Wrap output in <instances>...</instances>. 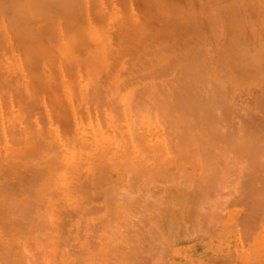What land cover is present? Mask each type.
<instances>
[{"label": "rangeland", "instance_id": "1", "mask_svg": "<svg viewBox=\"0 0 264 264\" xmlns=\"http://www.w3.org/2000/svg\"><path fill=\"white\" fill-rule=\"evenodd\" d=\"M17 1H19V0H17ZM17 1L16 0H14V1H8V0H0V116H2L4 119L3 120H5V121H7L8 120V125H6V123H5V127L3 126L4 124H3V122H2V124H1V122H0V124L2 125V127L5 129L4 131H2L3 130V128L2 129H0V152H6L5 154H2L1 155V157H0V169H4V171L6 170V167L5 166H7V168L8 169H11V171L10 170H6L5 172H11V173H9L10 175H8V173H4L5 175H8V176H10V177H7L6 176V178H5V176H4V174L2 175V173L1 172H4V171H1L0 170V187L3 185L4 186V184H2V183H5V186H7L6 188H3L2 190H1V188H0V191H2V192H6L7 193V191H9L10 190V192L12 191L13 192V190H16L14 193H13V195L11 196V193L10 192H8V193H10V194H8V196H3V195H5L4 193L3 194H1V192H0V202L2 201V204L3 205H5L4 204V199L5 198H17L16 197V192H17V190L19 191V189H23V187H24V189H25V191L26 192H24V190H23V194L21 193V192H19L18 194L20 195H17L18 197H21V198H19V199H22V200H24L23 198L24 197H29L28 195V193H30L31 192V194H33V195H31V196H33V197H30V198H34V196H36V194H37V192H38V189H39V183L40 182H37L36 183V181H40L41 179L39 178V177H36L37 175L36 174H38L39 172L41 173H43L42 175V177H44V174H45V176H46V174L48 173V175H47V181H46V185L47 184H49L50 186H51V189H53V191H55L54 189H57L61 184H60V182L61 183H63L64 184V186H62L61 185V188L59 187V189H61L62 191H63V193H64V197L63 196H60V197H53V199H50V202H48V205H45V208H46V210L48 211V213L47 214H49V217H50V219H51V223H49V225H51L50 227H48L47 226V228H49V229H45V230H43V229H41V230H43V234L41 233V234H39V232H42V231H40V229L39 230H33V235L31 236H29V232H30V229H28V227H27V229H28V234L27 233H25L26 231H27V229H24V228H26V224L25 225H23V223H21L23 226H21V224L20 225H16L13 221L14 220H18V219H14V220H12V219H10V218H12V213H7L6 211H8V207L5 205V206H3V207H5L4 209H6L5 211H4V209L2 208V205L0 204V208H2V210L3 211H1L2 213H0V215L1 214H4L5 212V214H8V216L10 215V217H4V220H0V222H1V224H0V247L1 246H4L5 244L7 245V244H9L8 246H7V248H8V252H7V258L5 257L4 258V252H5V250L7 249L6 247H4V249L2 248V251L3 252H0V253H2V254H0V259H1V261H0V264H41V263H43V264H50V263H52V264H77L78 263V261H83V260H85V261H83V263L85 264V262H86V264H108L110 261H112L113 260V258L115 259V258H117L116 256H118L119 258L121 257L120 255H122V257L124 258V256H128V255H131V253H132V259H129L128 257H126V258H128L127 260H126V258H124L126 261V263L123 261V258L121 257L120 259H119V261H122V263L121 262H119L118 260V262L117 261H115V260H113L114 262H116L115 264H127L130 260L133 262V258H134V256H136V252H134L135 250H136V248H135V246H137L138 248H137V250H141V252H139V255H143V256H136V257H138V258H136L137 260H139L138 262H136V261H134V262H136L135 264H141V263H143V264H145L146 262V264H155V262H158V264H165V263H168V264H174V262L175 261H177L176 263L178 264L179 262L181 263V264H264V188H260V187H262V186H264V184H262L261 185V182H262V179H263V181H264V149H261V148H264V61H263V58H264V56L262 57V55L263 54H261V50L263 51V49H264V35H263V33H264V30L262 31V29L259 31V29L260 28H262L263 26H264V24H263V17H261V14H262V12H264V9L261 7V3H262V5L264 6V0H263V2H260L259 3V1H257V0H254V2H258L257 4H260L259 5V7H257V5H256V3L255 4H251V0H247L248 2H245L246 0H158L162 5V7L160 6V8H162V9H160V10H164L166 13V15L165 14H163L164 13V11H159L156 7H154L153 6V1L155 2V0H152V2L150 3L151 4V7H149V8H147L148 6H150L149 4H147V6H146V4L142 1V0H140L139 2L141 3V1L143 2V5H142V7H145L146 6V8H143V10L141 9V11H140V13H139V9H140V3H138L136 6H134V4H136V2L134 3V2H132V0H104V2L101 4L100 2H101V0H87V2H88V4L91 6V7H93L94 9H95V11H94V15H93V17H92V19H93V21L95 22V21H98L99 22V20H100V13L99 12H102L104 15L103 16H105V18L104 19H106L107 20V23L109 22L111 25H110V27H112L113 29V32L111 33L112 35H113V40L115 41H111V42H109L110 43V46H108L109 48H107V49H104V50H95V49H93V44L91 43L90 44V42H89V35H91V33H90V30L91 29H94V26L93 25H95V24H92L93 22H91L90 20H89V18H88V16H87V6H86V3H84V0H69V8H68V6H67V9L66 8H62V5L63 4H65L66 5V3H64V2H66L67 0H38L39 2H37V0H31V3H30V0H22L23 2V4L25 5V7H33V11H31L32 13H34L36 16L38 15V17H36L34 14H32V15H34L36 18H34V20L35 19H37V18H39V19H37V21L35 20V21H33V17H32V15H31V19L30 18H28V21H26V20H24V19H26L25 17H26V15H24V19L22 18L23 16H21L20 14L18 15V14H16V15H18V17L15 15L14 16V18L11 16V14L13 13V10L15 9V7L17 6V9H18V5H20V7L22 6L21 4V0L19 1L20 2V4H19V2H18V5L16 4L17 3ZM62 1H64L63 3H61ZM122 1V2H121ZM134 1V0H133ZM147 2H149L148 0H146ZM3 4H2V3ZM9 2L11 3V5L9 4ZM16 2V3H15ZM56 3V5H55V7L53 6V5H51V3ZM68 2V1H67ZM71 2V3H70ZM121 2V3H120ZM165 2V3H164ZM243 2V4H241V6H240V3H242ZM253 2V1H252ZM12 3H15L16 4V6H13L14 4H12ZM39 3V4H38ZM47 3V4H46ZM50 3V5H48ZM52 3V4H53ZM61 3V4H60ZM72 3H74V4H72ZM82 3V4H81ZM133 5H132V4ZM250 3V5H248ZM36 4V5H35ZM38 4V5H37ZM42 4V5H41ZM72 4V5H71ZM144 4H145V6H144ZM173 4V5H172ZM191 4V5H190ZM44 5V6H43ZM63 6V7H66V6ZM98 5V6H97ZM185 7H183V6ZM234 5L235 6H237V5H239L240 6V8H239V6H237V8L235 7L234 8ZM244 5V6H243ZM247 5V6H246ZM254 5H256V6H254ZM70 6H71V8H70ZM72 6H75V8L74 7H72ZM77 6V7H76ZM83 6V7H82ZM124 6V7H123ZM138 6H140V7H138ZM182 6V7H181ZM189 6H191L190 7V10H189ZM193 6V7H192ZM243 6V7H242ZM250 6H252L253 8H254V10L256 9V7H257V9L256 10H258L260 7L262 8L259 12L258 11H253L252 10V7H250ZM14 7V8H13ZM20 7H19V9H20ZM31 7V8H32ZM37 7V8H36ZM39 7V8H38ZM96 7H98V8H96ZM141 7V8H142ZM179 7L181 8V9H179ZM242 7V8H241ZM250 7V8H249ZM5 8H8V10L7 9H5ZM13 8V9H12ZM24 8V6L23 7H21V10ZM50 8V9H49ZM83 8V9H82ZM133 8V9H132ZM137 8H139L138 10H137ZM168 8H170V9H168ZM246 8H248V9H246ZM16 9V10H17ZM18 9V10H19ZM27 9H30V8H26L25 10H27ZM36 9V10H35ZM47 9H49V10H47ZM68 9H69V11H68ZM71 9H72V11H71ZM113 9L114 10H116V9H118V10H120V11H122V12H126V14H125V17L124 18H122L120 21L118 20V22H119V24H117V25H122V24H120V23H123V21H124V23H123V25H130L128 22H129V20L131 21V23H133V24H131V26L133 27L134 26V24L136 23V21H137V23H138V25L139 26H142L143 27V29H141V30H139V32H136V28L134 29V30H130V29H128L129 27H126V26H121V27H119V28H117L116 26V24H115V21L113 20V23H112V21L111 20H109L108 18H109V15L108 14H110V11L112 12L113 11ZM186 9V10H185ZM188 9V10H187ZM242 9V10H241ZM10 10L12 11V12H10ZM17 10V11H18ZM24 10V12H26ZM31 10V9H30ZM44 10V11H43ZM46 10V11H45ZM73 10L76 12L75 14H74V12H73ZM80 10V11H79ZM101 10V11H100ZM133 10V11H132ZM137 11V12H135V11ZM153 10H157V12H152ZM180 10V11H179ZM182 10V11H181ZM248 10H250V11H248ZM5 11H9V12H5ZM36 11V12H35ZM70 11H71V14H70ZM77 11H79V12H77ZM81 11H82V13H81ZM99 11V12H98ZM152 13H151V12ZM21 12V11H20ZM20 12H16V13H20ZM46 13V14H48V16H50V18H52V19H50V18H48V19H50V22L48 21V19H46L47 21H48V23L46 22V21H44L45 20V15H43L44 13ZM84 12V13H83ZM128 12V13H127ZM132 13L131 15H127V14H129V13ZM163 12V13H162ZM181 12H182V15H181ZM187 12V13H186ZM11 13V14H10ZM37 13V14H36ZM40 13H42V14H40ZM56 13V14H55ZM79 13V14H78ZM135 15H134V14ZM149 13H151L150 15H149ZM156 14V15H154V14ZM159 13V14H158ZM233 13V14H232ZM8 14H10V15H8ZM14 14V13H13ZM12 14V15H13ZM51 14V15H50ZM82 14V15H81ZM83 14H84V16H83ZM153 14V15H152ZM227 15L226 17H224V15ZM234 15L233 16V19H235L234 17H237L238 16V14H240L241 16V18L239 19V22H240V20L242 19V20H244V21H241L240 22V27L238 26V24H237V26H238V28H239V31H238V29H237V31L238 32H236V26L234 27V21L236 20H234L232 23L234 24V25H232L231 27L230 26H228L229 25V22H231L232 21V18L231 17H229V15ZM235 14H237V16H235ZM7 15V16H6ZM23 15V14H22ZM55 15V16H54ZM64 15H65V17H64ZM80 15V16H79ZM152 15V16H151ZM162 16V18H161V16ZM231 15V16H232ZM264 15V14H263ZM21 16V17H20ZM30 15H27V17H29ZM54 16V17H53ZM95 16V17H94ZM96 16H98V17H96ZM107 16V17H106ZM137 16V17H136ZM139 16H141V18L139 17ZM154 16V17H153ZM164 16V17H163ZM165 16L166 17H168V19L167 18H165ZM172 16V17H171ZM182 16H184V17H186V18H184V17H181ZM258 16V17H257ZM259 16H260V19H262V22H260L261 20L259 19ZM11 17V18H10ZM19 17H20V19H19ZM41 17V18H40ZM42 17H45V18H42ZM82 17V18H81ZM126 17H127V19H128V21H127V19H126ZM239 17V16H238ZM243 17H244V19H243ZM8 18H10L9 20L10 21H12V19H14L13 20V23H14V25L11 23V25H13V26H17V27H15V28H18V27H20V29L18 28L17 30H20L21 31V34H20V31L18 32L14 27V30H13V28H12V26L10 25V23H8L7 21H8ZM18 18V19H17ZM54 18V19H53ZM88 18V19H87ZM139 18V19H138ZM149 18H151L150 20H149ZM154 18L156 19V20H154ZM158 18V19H157ZM160 18H161V20H160ZM218 18H221V19H219V21H218ZM223 18H225V20H222ZM226 18H231V21H230V19L228 20L227 19V21L228 22H226V23H222V21L224 22V21H226ZM18 21H17V20ZM41 19V20H40ZM164 19H165V21H164ZM181 19V20H180ZM190 19H193L192 20V23H193V21H195L194 19H196V21H197V23H195L196 25L197 24H199V28H198V25L196 26L194 23H193V25L194 26H196L195 28H197V29H199L198 31H200V32H198L197 31V29H196V32H197V34L198 35H196V32L195 33H193V35H192V33H191V31L192 30H189L190 28H192V27H194V26H192V25H187L188 23L187 22H189L190 21ZM213 19H215V22L217 23L218 22V25H216L215 24V22H214V20ZM238 19V18H237ZM258 19V20H257ZM29 20H31L30 22H29ZM51 20H53V22H51ZM189 20V21H188ZM213 20V22H214V25H216V26H218L219 27V22L221 21V27H222V29H221V31L223 32V31H225L226 33L224 34V32L222 33L221 31H220V33L217 31V29L218 28H216L214 25L212 26L211 24H213V22H211ZM9 21V22H10ZM21 23H24V24H27V23H29V27H26L24 24V26H22V25H20V26H18L17 24H15V22L16 23H18V24H21ZM68 21V23L66 24V22ZM105 21V20H104ZM142 21V22H141ZM171 21H172V23H171ZM195 21V22H196ZM259 21V22H258ZM89 22V23H88ZM91 22V23H90ZM103 22V21H102ZM117 22V21H116ZM128 24H127V23ZM243 22V23H242ZM8 23V24H7ZM32 23V24H31ZM46 23H47V25H46ZM51 23H53V25L51 24ZM63 23V24H62ZM108 23V24H109ZM179 23H182V24H179ZM228 23V25H226ZM231 23V24H232ZM256 23V24H255ZM261 23V24H260ZM105 24H106V22H105ZM155 24V25H154ZM189 24H190V22H189ZM263 24V25H262ZM42 25H44V26H42ZM71 25V26H70ZM145 25V26H144ZM147 25V26H146ZM185 25V26H184ZM225 25L226 27H223V26ZM259 25H262L259 29L257 28ZM52 27V28H50V27ZM61 26H63L62 28H63V31H65V33H66V36L67 35H69V36H67L66 37V39L68 40V38L70 37V40L71 41H69V43H70V45L68 46L67 45V47L66 48H69L70 47V50L71 49H73L72 51H71V56H69L70 54L68 53V52H70V51H67V53L65 52V55H62V53L61 52H59L58 51V49L59 50H61L60 48H61V46L59 45V44H57V42L59 43V41H57V40H55V41H57V42H54L53 44L54 45H52V43L50 42H48V39H47V35L49 36V32H50V34L51 35H55V37L58 35L59 36V38H58V40L60 39V32H58L57 30L61 27ZM73 26V27H72ZM91 26H93V27H91ZM181 26H183V27H186V26H188V30L189 31H187V29L186 28H183V27H181ZM192 26V27H191ZM251 26H253V27H251ZM21 27L22 28H24V27H26L27 28V30H26V36H25V33L23 32V30L24 29H22L21 30ZM36 27H37V29H36ZM40 27V28H39ZM42 27H44V28H42ZM47 27V28H46ZM55 27V28H54ZM67 29H66V28ZM126 27V32H125V28ZM150 27V28H149ZM190 27V28H189ZM215 27V29L214 30H212V28H214ZM227 27H228V29H227ZM230 27V28H229ZM243 27L245 28L244 30H245V32H242V31H244L243 30ZM253 29L254 27V29H256V30H252V32L250 31L251 30V28ZM29 28V29H28ZM35 28V29H34ZM69 28L72 30V31H70L69 30ZM107 28V27H106ZM164 28V29H163ZM41 29V30H40ZM52 29V30H51ZM56 29V30H55ZM119 29V30H118ZM124 29V30H123ZM148 29V30H147ZM194 29V28H193ZM231 29H234L233 31H235V33H239L240 31L242 32H240L239 34H238V36H240V35H242L243 37L241 38V37H237L238 39H239V41L240 42H238V39L236 38V35H235V39H237V41H235V39L234 38H230L229 36H228V34H229V32H230V34L229 35H231V37H234V36H232V32L233 31H231ZM242 29V30H241ZM250 29V30H249ZM46 30H49V31H46ZM53 30H54V32L56 31L57 33H54L53 32ZM66 30H69V31H66ZM105 32H104V31ZM102 30V32H104V33H100V35H103V37H106V39H108V34L109 33H107V29H103ZM109 30H110V28H109ZM130 30V31H129ZM155 30V31H154ZM164 30V31H163ZM167 32H166V31ZM250 32H249V31ZM17 31V32H16ZM36 31V32H35ZM38 31V32H37ZM40 31H42V33L40 32ZM45 31V32H44ZM75 31V32H74ZM115 31V32H114ZM117 31V32H116ZM142 31H144V32H142ZM147 31V32H146ZM195 31V30H194ZM214 31H217L216 33L219 35H216V34H212V32H214ZM246 31L248 32V33H246ZM253 31H255V32H253ZM257 31V32H256ZM262 31V32H261ZM28 32L30 33L31 32V36L30 35H27L28 34ZM71 32H74V33H71ZM120 32V33H119ZM193 32V31H192ZM15 33V34H14ZM46 33H48V34H46ZM54 33V34H53ZM119 33V34H118ZM133 33H134V35H133ZM143 33V34H142ZM157 33V34H156ZM223 35H222V34ZM228 33V34H227ZM246 35V36H244V34ZM20 34V35H19ZM24 34V35H23ZM42 34V35H41ZM57 34V35H56ZM64 34V33H63ZM72 34V35H71ZM118 35L120 38H118V36H116V35ZM165 34V35H164ZM195 34V35H194ZM222 36H221V35ZM227 34V35H226ZM233 34H234V32H233ZM36 36V37H35ZM75 36H77L76 37V39H75ZM149 36V37H148ZM196 38H195V37ZM199 36V38H197ZM118 39H117V38ZM165 37V38H164ZM228 37V38H227ZM43 38V39H42ZM57 38V37H56ZM79 39H81V41L82 42H80V40ZM116 39H117V41H116ZM159 39V40H158ZM225 39H227L226 41H223V40H225ZM230 39V40H229ZM234 39V41H232L233 43H230L229 41H231V40H233ZM242 39V40H241ZM191 41V42H189V41ZM79 41V42H78ZM188 41V43H187V45H186V43L185 42H187ZM10 42V43H9ZM73 42V43H72ZM221 42H223V43H221ZM227 42V43H226ZM234 42H235V44H234ZM24 43V44H23ZM76 43V44H75ZM80 43H81V46H80ZM107 43H108V40H107ZM183 43H185V45L183 44ZM228 44V43H230V44H228V45H230V47H232V49L233 48H236L235 50H238V52H239V49H240V52L242 53V51L244 50V52H243V54H239L238 52H236V51H233L234 53H232V52H229V51H231V50H229L228 51V49H230V47L228 46H226L225 44ZM112 44V45H111ZM115 46H114V45ZM117 44V45H116ZM181 44H183V45H181ZM192 44H194V45H196V46H198V50L196 49V46L194 47V49L195 50H197L198 52H196V57L195 56H193L194 54H192V56H191V54H190V57H189V53H193L194 51L192 50L193 48H191V46H193ZM238 44H239V46H238ZM32 45V46H31ZM56 45V46H55ZM83 45H86V47L85 46H83ZM224 45L226 46L225 48L227 49H225L224 48ZM25 46H27V47H25ZM38 46V47H37ZM114 46V47H113ZM181 46V47H180ZM237 46V47H236ZM241 46V47H240ZM8 47H9V49H8ZM81 47V48H80ZM85 47V48H87V49H89V53H91V54H93V56H94V58H96L97 57V54H98V57H99V59L98 60H100V61H98V60H96V59H93V60H91V59H89V61L90 62H88V64L87 65H89V66H86L84 63L82 64V62L84 61V58H86V55L88 54L87 52H88V50L86 51L85 50V48L83 49V48ZM238 47H239V49H238ZM261 47V48H260ZM21 48V49H20ZM31 48V49H30ZM190 48V50H192V52L190 51V52H188L189 50L188 49ZM241 48L243 49L242 51H241ZM5 51H4V50ZM35 49H38V50H35ZM79 49H81V50H79ZM181 49V50H180ZM6 50H7V52H6ZM15 50V51H14ZM17 50V51H16ZM23 50V51H22ZM25 50H27V51H25ZM68 50V49H67ZM79 50V51H78ZM107 50V51H106ZM228 52H226V51ZM83 51H85V52H83ZM105 51H106V54H104L105 53ZM158 51V52H157ZM246 51V52H245ZM34 52H36L35 53V55L33 54ZM73 52V53H72ZM114 52V53H113ZM187 52H188V55H187ZM223 52V53H222ZM235 52H236V54L238 53L239 55H242L243 57L244 56H246V58H248V56L249 55H247V53L249 54H252L251 56H252V58L255 56L256 58H254V60H255V62H256V59H257V62H256V64H258V66L260 67L259 69L260 70H258L259 72H257V74L258 75H256V76H250L249 74L253 71V69H254V71H255V67H258L256 64H254L253 62H252V60L250 59V57L251 56H249V59H248V61L249 60H251V63H253V67H252V65H251V63H250V67H252V68H246V69H248L247 71H245L246 69L245 68H242V65H244L242 62H243V60H242V62L241 61H239V57H237V59L235 60V61H238V63L237 62H235V61H233V58H236V57H233V56H239L238 54L237 55H235ZM5 53V54H4ZM7 53V54H6ZM60 53H61V56H60ZM102 53V54H101ZM198 53H199V55H198ZM219 53H221L220 55L222 56V54H223V58H221V59H224L225 58V56H226V53H227V55L228 54H230V55H228V56H226V60L225 61H228V62H230L231 64H232V62L233 63H235V65L233 64V65H229L228 64V69H229V73H232L231 71V69H232V67L234 66H236L237 67V69H238V67L240 68V69H242L241 71L242 72H240L239 73V71H240V69H239V71L237 72V73H239V75H236L237 73H234V71L236 72V70L234 69V71H233V73H232V75L230 74H227V73H225L223 76H222V74L224 73L221 69L219 70L218 69V67H219V65L220 66H222V63L224 62V61H222L217 55L219 54ZM261 55H260V54ZM263 53H264V51H263ZM33 54V55H32ZM38 54H40V55H38ZM117 56V57H115V55ZM233 54V55H232ZM5 55V56H4ZM9 55V56H8ZM54 55H56V56H54ZM68 55V56H67ZM80 55H81V58H80ZM114 55V56H113ZM219 55V56H220ZM43 56V57H42ZM66 56V57H65ZM83 56H85V57H83ZM110 57V59H108L109 57ZM217 56V58L218 59H220L221 61H219L217 58H216V60H218L219 62H215V64H217L218 66H215V64H214V58ZM220 56V57H221ZM10 57V58H9ZM26 57V58H25ZM62 57V58H61ZM65 57V58H64ZM88 57L89 58H93V57H90V54H88ZM181 57V58H180ZM189 57V60L188 59H185V58H188ZM24 58V59H23ZM43 58V59H42ZM61 58V59H60ZM75 58H78V59H75ZM114 58V59H113ZM117 60H116V59ZM125 58V59H124ZM136 58V59H135ZM137 58H138V60H137ZM230 58V59H229ZM245 57H244V61L246 60L247 61V59H246ZM27 59H28V61H27ZM32 59V60H31ZM82 59V60H81ZM88 59V58H87ZM193 59V60H192ZM197 59V60H196ZM198 59H199V61H201L203 64L201 65V66H203L204 68L206 67V69H204L203 67V71L202 70H200L199 68V70H200V73L202 74V76H201V78L202 77H204V74H207V71H208V76H206L205 78H207L206 80L207 81H204L205 80V78H204V80H203V82H204V85H207V83H209V87H211V88H207L208 89V92L206 91V89H205V91L206 92H204L205 94L206 93H209L210 94V89H211V93H212V95H213V90H214V93H218V94H220V93H222L223 91H221V89L219 88V86H222L221 88H222V90H225L226 91V93L225 94H222L223 96L224 95H226V97L224 98H221L222 97V95H217V96H215L216 97V99H217V101L219 102V104L218 103H216L217 105H215V104H213V103H211V104H213V105H211L210 103H208V106H211V107H208V106H204L203 105V107H205V110L208 112L209 111V108H212L211 109V114L214 116L215 115V117H216V114H213V113H215L216 111H225L226 110V108H227V110H229V112H230V114L228 113V111H227V114L226 113H224L225 115H228L229 114V116L232 114V119H231V117H229V116H223L224 114H222V112H220L219 111V113L218 112H216L217 113V115L219 114V115H221V117L218 115V119H219V117L221 118L220 120H222L221 121V126H223V127H221V128H225V126H224V124H225V122L226 121H224L223 122V118H222V116L224 117V120H228V118H230V120L232 121V123H231V126L234 124V122L235 123H238V124H241L240 125V127H241V129L243 130H238V134H240V136L237 138L238 140H240V141H238L237 139H236V136H233L235 139H236V141H235V139L232 141L233 143H232V145H235V143L234 142H236L237 144H238V142L240 143V144H238V146L239 145H242L243 144V142H244V146L245 147H247V146H249V148L251 147V146H254L255 148H256V143H258V146H257V148L258 147H260V146H262V147H260V148H258V151L257 152H254L253 154L252 153H249V152H247V153H249V155L248 154H246L245 152H243V151H241V152H239V147L237 146V148L238 149H234V147L232 146V148L230 149H226V147H228V146H226L228 143H231L230 141L231 140H228V139H232V133H235V132H237V131H234V129H235V127L237 128H239V125L237 126L236 124H234L235 125V127H234V125L231 127L232 129H233V131L234 132H231L232 131V129H230V131L228 132V129H229V127H226L225 129H223L224 130V132L222 131V129H221V132H222V134H220L221 132H219L218 134H220V137H221V135H222V137H221V139H223V141L225 140L224 138H227V134H229L230 132H231V134H230V136H231V138H227L226 140L227 141H229L225 146H223V144H225V143H223L222 144V142L223 141H221L220 140V137H219V139H217L218 137V134H217V136H216V138H215V140H218V141H214L213 143H217L218 142V144H216L217 146L220 144V145H222L221 146V148H223V149H219V146H218V148H217V146H213V145H215V144H213L212 145V147L214 148V149H216V151L217 152H214V153H212V157H211V159L209 160V161H207L206 162V164L207 165H205V163H203L202 164V167L200 166L199 167V170H198V166L196 167V166H194V164L195 165H198V163H191V162H189L188 161V163H186L187 161L184 159V160H182V157H181V155L178 153V151L177 150H175L174 148H173V146H171V142H170V140L168 139H166L167 140V142H166V140L165 141H163L162 143H161V146L163 145H165L166 146V148H165V146L163 147V150H165V152L168 154V156H167V154L166 153H164V151H163V153H162V155L164 154V156H162L164 159H167L168 161H170L172 164L174 163V161L176 160V158L175 157H179L180 159H181V161H183L182 163V166H181V168L183 169H180L181 170V172L183 171L184 172V174H186V179L189 177V176H193V178H196V177H203L204 175H207V174H209V173H213V174H215V176H216V174L218 175V176H216L217 177V179H216V182H218V180H219V177H220V179L222 178H225V181H224V179L223 180H221V181H224V182H222L223 183V185H222V183L221 182H218V183H220L221 185H215V181H214V188H216V189H214V188H210L211 190H212V192L211 193H213V195L214 196H212V194H211V196L209 195V191H206L205 192V190L207 189L206 188V185L208 186V183H205L204 185H203V187H205V188H201V191L199 190V192H202L203 190V192H205V193H201V194H203V195H201V196H203V197H201V201H203L204 202V200H202L203 198H205V194H206V197L208 196V198H206L207 199V202H208V200L210 201V204H209V202H208V205H206L208 208H205V209H203V208H200V207H205V203H206V200H205V202L202 204V206L200 205H198L199 206V208L201 209H199L198 208V210H199V212H200V214L202 215V217L203 218H206L205 219V221H206V225L205 224H203V220H202V222H200L199 220L202 218H194L193 217V220H196L197 222H198V224H199V227H197L198 226V224L196 223V221L193 223V220H192V218H191V220L189 221V219H187V222H188V224H190L191 225V223H192V225L194 226L195 225V227L196 228H192L191 226H190V228L187 226V225H185V223H183L182 225H183V228H181V227H178L179 226V223H182V222H184L185 220H183L182 221V219H181V217H177L178 216V214L176 215L174 212V210L173 209H171V212H170V208L171 207H173L174 206V203H175V205L177 204V202H179L178 201V199H176V196L178 195L177 193L179 192V190H180V188H179V186L181 187V185H177V182H176V186H174L175 185V183H174V181H173V183L170 181V179L172 178V177H170V176H167V175H171V176H173V178H174V180L175 181H181V179H182V177H181V179H180V177L179 178H177L178 177V175H179V173H181L180 172V170H179V166L181 165V163L179 164V162H181V161H179V162H177L176 163V161H175V163L172 165V164H170V162H169V164L166 166L169 170L167 171V173H165V174H167V175H165L164 174V172H161V173H159L160 174V177H163V176H161L162 175V173H163V175H164V178H168V179H163L162 180V178H160L158 175H156V176H158V178H160L159 179V181H166V180H168L169 182H171L170 183V185L171 186H173V187H171L170 188V186H167V184H166V182H163L162 183V181H161V184H158L157 183V181L155 180L156 178L154 177L153 179L155 180H151L149 183L151 184L150 186H147V188H146V190L144 189V188H141V189H139V191H138V193L136 194V192H137V190H136V192L135 191H133V189H132V193L133 192H135V193H133V194H136V195H133L130 191H131V189H130V187H132V185L131 184H134V183H132L131 182V180L129 181V183H128V185H131V186H128L127 185V187H126V182L127 181H124L123 182V180H125V178H126V180L127 179H129V178H131V177H133L134 176V174H136V173H133L132 171H130V169L132 168H135V160H133V159H141L142 160V158H143V160L145 161L146 159H149L150 158V155H147V154H142L141 155V157H138L139 155L136 153V152H132L133 150V148H131L128 144H125L127 141V143H129L130 144V141L129 140H127V139H129L128 137H127V135L129 134V132H127L128 134H125L126 133V131H128V126H132L129 122H133V121H130L131 119L133 120H135L136 121V119L138 118V117H136V115H135V113L133 112V113H130V112H128V109L130 108V111L132 110V111H134L132 108H131V106L130 107H128V104L130 103V100L128 101V102H126V98H127V100H128V97L129 96H131V97H129L130 99L132 98V96L134 95H138L140 92V90L142 91V89H144V88H148V90L149 89H151L152 87H149V82H151L152 83V86L154 87L155 85H153L154 84V81H155V78H156V80H158V81H156V82H161L160 84L162 85V83H164L165 81H167V83L169 84H166V85H168V86H170V84L172 85V83H173V81L172 82H168L169 80L168 79H170L172 76L174 77V75L176 74V76L174 77L175 78V80H176V77H177V79L179 80V77H178V75L180 76V74H178L179 72V69L181 68V66H187L188 67V71L190 72V73H192V74H198L199 75V73H197V72H199L198 71V69H196L197 67H196V64L195 63H200L201 64V62H198ZM241 59H242V57H241ZM240 59V60H241ZM4 60V61H3ZM5 60H7V61H5ZM21 60V61H20ZM56 60V61H55ZM59 60V61H58ZM68 61V64L69 65H72V66H74V62L76 61L78 64H76L75 63V66H78L76 69H75V66H74V69H73V67L72 66H66L67 65V61ZM80 60H81V62H80ZM94 60L97 62L96 64L94 63ZM103 60H105V61H107V62H103ZM134 60H135V62H134ZM179 60L181 61V62H179ZM190 60H192L193 62H195V63H193V62H191ZM231 60H232V62H231ZM2 61H3V63H2ZM21 63H20V62ZM63 61V62H62ZM69 61L72 63H69ZM114 61V62H113ZM138 61H140V66H139V62ZM174 61V62H173ZM188 61V63H186V62ZM245 61V62H246ZM19 62V63H18ZM25 62V63H24ZM37 62V63H36ZM43 62V63H42ZM85 62H86V60H85ZM86 62V63H87ZM138 62V63H137ZM190 62L191 63H193V64H195V66L194 67H191L192 66V64H190ZM242 63L241 64V67L239 66V63ZM244 62V63H245ZM250 62V61H249ZM16 63H18V64H16ZM33 63V64H32ZM65 63V64H64ZM94 64V66H96L100 71L99 72H103L102 74H104V77L102 76V74H101V76H102V79H101V77H100V73H96L97 71H98V69L96 70V67L95 68H93L94 66H92V65H90V64ZM99 63V65H97ZM101 63V64H100ZM118 63V64H117ZM143 63V64H142ZM226 62H224L223 64H225ZM246 63H248V62H246ZM106 64H109V69H107L108 70V72H106L107 70H105L106 68H107V66L108 65H106ZM124 64V65H123ZM187 64V65H186ZM213 64H214V72H213ZM238 64V65H237ZM17 65H18V67H17ZM63 65V67L61 68V66ZM84 67H83V66ZM106 66V67H103V66ZM117 67H116V66ZM123 65V66H122ZM199 65V64H198ZM197 65V66H198ZM226 65H227V63H226ZM225 65V66H226ZM20 66V67H19ZM81 66H82V68H85L84 70L83 69H81ZM86 66V67H85ZM245 67H246V64L244 65ZM247 66H249V64L247 65ZM68 67H71V68H68ZM102 67V68H101ZM115 69H114V68ZM121 69H120V68ZM138 67H140V68H138ZM196 67V68H195ZM210 67H212V69L210 68ZM224 67V66H223ZM227 67V66H226ZM235 67V68H236ZM82 70H80V69ZM92 68V69H91ZM104 68V69H103ZM193 68H195L197 71L195 72L194 70L195 69H193ZM207 68H209L208 70H207ZM87 69H91V72H89V73H91L90 75H89V73H88V71H90V70H87ZM94 69V70H93ZM123 69V70H122ZM170 71H169V70ZM190 69H193V70H190ZM216 69H218V73H216L215 71H216ZM227 68H226V70H228ZM244 69V70H243ZM250 69H252V70H250ZM61 70V71H60ZM72 70V71H71ZM85 70H87V72L85 71ZM105 70V71H104ZM111 72H110V71ZM117 72H116V71ZM119 70H120V72L121 73H119L118 74V72H119ZM165 70V71H164ZM212 72H211V71ZM225 70V67H224V71H226ZM250 70V72L248 73V75H246V73L248 72ZM94 71V72H93ZM96 71V72H95ZM156 71H160V73H159V75L157 76V72ZM192 71V72H191ZM206 71V72H205ZM223 72L222 74H221V72ZM243 71H245L244 73H243ZM252 72L251 73V75H253L255 72ZM257 71V70H256ZM4 72V73H3ZM86 72V73H85ZM105 72V73H104ZM113 72V73H112ZM164 72V73H163ZM172 72V73H171ZM188 72V73H189ZM194 72V73H193ZM227 72V71H226ZM72 73V74H71ZM82 73V74H81ZM98 75L99 74V76H97L98 78L96 79V74ZM149 73H151L152 75L150 76V78H149ZM156 73V74H155ZM167 73L169 74L168 76H167ZM189 73V74H190ZM212 73H215V74H213L212 75ZM221 74V76L224 78H220L219 76H218V74ZM241 73H243V74H245L246 76H248V78H246L245 76H243L244 78H246V79H244L243 77H242V75H241ZM9 74V75H8ZM61 74H62V76H61ZM88 74V75H87ZM108 74V75H107ZM121 74H123V75H121ZM165 74V75H164ZM192 74H190V75H192ZM235 74V75H234ZM256 74V73H255ZM254 74V75H255ZM17 77H16V76ZM87 75V76H86ZM95 75V76H94ZM107 75V76H106ZM130 75V76H129ZM156 75V76H155ZM210 75H212V76H210ZM215 75V76H214ZM73 76H75V77H73ZM91 76L92 78H89V77ZM121 76H123V77H121ZM153 76V77H152ZM162 76V77H161ZM164 76H166V78H164ZM195 76V75H194ZM211 78H210V77ZM219 78H218V77ZM226 76V77H225ZM234 76V77H233ZM241 76V77H240ZM19 77V78H18ZM86 77H87V79H86ZM127 77V78H126ZM130 77V78H129ZM160 77V78H159ZM216 77V78H215ZM238 77H240V78H238ZM18 78V79H17ZM43 78V79H42ZM72 78H74L73 80H71ZM94 78V79H93ZM103 78H106V79H103ZM123 78V79H122ZM148 78V79H147ZM154 78V79H153ZM162 78H164V79H162ZM187 78V77H186ZM185 78V79H186ZM200 78V77H199ZM210 78V79H209ZM232 78L234 79L233 80V83H232ZM242 78V79H241ZM6 79V80H5ZM47 79V80H46ZM81 79V80H80ZM90 79V80H89ZM95 79L96 80H100L99 82H96L95 81ZM181 79V78H180ZM185 79H183L182 78V80L183 81H177V83H181L182 82V84L184 85V80ZM190 79V78H189ZM212 79V80H211ZM222 80L221 82H219V80ZM101 80H102V83H103V81H104V86H107V88H105L104 89V86H103V84H101ZM124 82H123V81ZM126 80V81H125ZM160 80V81H159ZM163 80H165V81H163ZM188 80V79H187ZM192 80V79H191ZM211 82H210V81ZM214 80H216V81H214ZM90 81H94V82H96V83H98L99 84V86L101 85V86H103L102 88H97L98 87V85H96L95 83V88H97V90L96 89H93L94 88V86H93V84H92V82H91V84H92V86L93 87H91V84L89 83ZM107 81H109V83L107 82ZM112 81V82H111ZM163 81V82H162ZM201 81H202V79L200 80V84H201ZM213 81V82H212ZM219 83H218V82ZM9 82H11V83H9ZM44 82V83H43ZM126 82H128V84L126 83ZM174 82H176V81H174ZM187 83H188V81H186ZM186 82H185V85H188V84H186ZM192 82H193V80H192ZM216 83V86L220 89H218L216 86H215V83ZM224 84H223V83ZM74 83V84H73ZM86 83L88 84H90V87H88V85H86ZM166 83V82H165ZM165 83L163 84V85H165ZM194 83V82H193ZM191 84V85H194V84ZM206 83V84H205ZM4 84V85H3ZM7 84V85H6ZM106 84V85H105ZM111 84V85H110ZM127 84V85H126ZM197 84H199V83H197ZM196 84V86H198ZM199 84V85H200ZM118 85H119V87H118ZM129 85V86H128ZM132 85V86H131ZM146 85H148V87H145ZM162 85V86H163ZM173 85H175V84H173ZM172 85V86H173ZM178 85V84H177ZM176 85V86H177ZM203 84H202V86H204ZM5 86V87H4ZM74 86V87H73ZM88 88H92V89H88ZM111 86H113V88L111 87ZM168 86H166V87H168ZM175 86V87H176ZM178 86H180V87H182L181 89H182V91H181V89H180V91H181V94H182V96H184V98H186V99H189V100H192V101H194V95H195V91L197 90V88L195 89H193V94H192V91H189V92H191V95H193L192 97H191V95H188V94H190V93H188V92H186V91H184V89L186 90V88H184L183 89V87L184 86H182L181 84H179ZM188 86H190V84L188 85ZM202 86H200V88L202 89L203 87ZM208 86V85H207ZM47 87V88H46ZM49 87H50V89H49ZM84 87H86V89H88L87 91L88 92H91L90 94H89V96H88V93H85V92H87L86 90H84ZM142 87V88H141ZM156 87V89H157V87H158V85L157 86H155ZM155 87H154V89H155ZM2 88V89H1ZM4 88V89H3ZM27 88H28V91L26 92V94H25V91L27 90ZM74 90H73V89ZM112 88V89H111ZM118 88V89H117ZM160 88V86L158 87V90H154L155 92V94L158 92L159 94H157L158 96L160 95L161 97H163V96H165L164 94H166V93H162V91H166V90H160L159 89ZM172 88H174V87H172ZM199 88V87H198ZM205 88V87H204ZM203 88V89H204ZM33 91H32V90ZM98 89H101V90H103L104 92L105 91H107L106 89H108L109 90V92L107 91V92H105L106 93V97L108 96V94H110V96H108V98L111 100H109L108 98L106 99V100H108V101H106L105 100V93L103 92V91H101V90H98ZM114 89V92L113 93H116V95L115 96H117V98L116 97H114L113 95V93H112V90ZM120 89V90H119ZM136 89H138L139 91H137V93H136ZM164 89V88H163ZM216 89H218L217 91H216ZM6 91V92H4V91ZM40 90V91H39ZM71 90V91H70ZM73 90V91H72ZM75 90H76V92H75ZM91 90V91H90ZM94 91V94H93V91ZM95 90H96V92H95ZM146 90V89H145ZM145 90H143V93H145V92H147V91H145ZM153 90V89H152ZM199 90V89H198ZM32 92V94L30 93L29 94V92ZM36 91V92H35ZM129 91V93H128V95H127V92ZM151 91V90H150ZM160 91H161V93L163 94V96L160 94ZM200 91V90H199ZM102 93L101 95H99V94H97V93ZM119 92V93H118ZM123 92V93H122ZM131 92H133L132 93V95L130 94ZM172 92V91H171ZM177 92H179V91H177ZM186 92V93H185ZM200 92H203V91H200ZM96 93V94H95ZM108 93V94H107ZM126 93V94H125ZM142 93V92H141ZM140 93V94H141ZM142 93V94H143ZM148 93V92H147ZM146 93V94H147ZM153 93V92H152ZM152 93H150V95L152 94ZM153 93V95L155 96V94ZM203 93V94H204ZM44 94V95H43ZM68 94H69V97H70V95H71V97L69 98V97H67L68 96ZM111 94H112V96H111ZM139 94V95H140ZM169 94V93H168ZM180 94V93H179ZM216 94H214V95H216ZM9 95V96H8ZM18 95L20 96V95H22V96H20V97H18ZM32 95L35 97H32ZM38 95V96H37ZM79 95V98L78 97H76V96H78ZM97 96V98L95 97V96ZM121 95L122 97L121 98H123V96L124 95H126V97L124 98L125 99V104L127 105H124V106H122L123 104H124V102L120 105L119 104V106H121L122 108L120 109V111L121 110H124V111H126V113L128 114V116H129V121H127L125 124H126V126H127V128H125V124H124V121L123 120H117V121H114V123L112 124V127H113V131H115L114 132V134H113V137H112V139L114 140L115 139V142L114 143H116V146H124L125 148H126V151L125 152H127V153H125V159H126V162H127V164H130L131 166L133 165V167H131V166H129L130 167V169H127L126 167H128V166H126L124 169H127L128 170V172L130 173H133V176H131V177H129L130 175H131V173L129 174L128 172H127V170H124V171H122L121 169H119L118 167L119 166H121L122 165V160H124L123 158H124V153H122V154H120L121 156H123V158L121 157V156H118L119 154H112V153H108V154H105V152L104 153H101V154H103V155H101L100 153H97V154H99V155H101V156H99L98 157V155L96 154V158H94L95 157V154H94V156H90V155H88V153H86V150L84 151L83 149L81 150V148H82V146L80 145V143H79V141L78 140H75L74 138H73V136L75 135V132L74 131H77V129L78 130H84V131H86L87 132V134H88V132H89V134L91 135V130L93 131L92 133V135H94L95 134V132H96V130L98 131V129H100L99 131L100 132H103V134H107V132H108V126L109 125H107L106 124V121H100V119L98 118L99 117V115L101 116L102 114H106V115H111V110L112 109H114V108H116V107H118L115 103H114V101L113 100H116V99H119L120 97L119 96ZM145 95V94H144ZM147 95H149V93L147 94ZM149 95V96H150ZM156 95V96H157ZM8 96V97H7ZM25 97V99H24V97ZM29 96H31V98L29 97ZM67 98H66V97ZM75 96V97H74ZM100 96H102V97H100ZM142 95H140V97H138V96H136V97H133L134 99L136 98V100L138 101V100H140V98H143V99H141L140 101H138V103H141V102H143L142 100H144V99H146L147 97H148V99H149V96H142ZM156 96L154 97V98H156ZM181 96V95H180ZM191 98H190V97ZM196 96V95H195ZM220 98H219V97ZM139 99H138V98ZM146 97V98H145ZM160 97V98H161ZM19 98V99H18ZM30 98V99H29ZM75 98L77 99V100H75ZM99 98L101 99V101L99 102ZM111 98H114V99H111ZM132 98V99H133ZM159 98V97H158ZM10 99V100H9ZM29 99V100H28ZM62 99V100H61ZM66 99H68L67 101H66ZM72 101H71V100ZM88 99H91L90 100V104L87 106V102H89V101H87V102H85L86 100H88ZM104 99V100H103ZM148 99H146V101L148 102V104H146L145 102H143L144 104H145V106H147V105H153L155 102H150L151 100L149 99V101H148ZM151 99L153 100V101H156L155 99H153V96H151ZM221 99V100H220ZM225 99V102L224 101H222V100H224ZM9 100V101H8ZM36 100V101H35ZM98 100V101H97ZM199 100H200V97H199ZM27 103H26V102ZM29 101V102H28ZM40 101H41V103H40ZM43 101H44V104H43ZM47 101V102H46ZM71 101V103H73L72 105H74V106H72V107H74V110L72 111V107L70 106V104L71 103H69ZM76 101L79 103L80 102V105H81V108H82V110H81V108L79 107V104L78 103H76ZM95 103H97V102H99L98 104L100 105V104H102V106L100 105L99 106V109H98V105H96L95 107L98 109V111L97 110H94V109H96L95 107H93V102ZM121 101H123V99H121ZM133 101V100H132ZM135 101V100H134ZM145 101V100H144ZM205 100L203 99V102H204ZM7 102V103H6ZM37 102H39V104L37 103ZM46 102V103H45ZM66 102H68L67 104H66ZM84 102L86 103V105L84 104ZM222 102H223V104H222ZM18 103V104H17ZM21 103V104H20ZM31 103V104H30ZM34 103V104H33ZM56 103V104H55ZM76 103V104H75ZM109 103H110V106H109ZM111 103H113L115 106H113V104H111ZM136 103V101L134 102V104L133 103H131V104H133L134 106L135 105H137V104H135ZM142 103V104H143ZM156 103H157V101H156ZM41 104H42V107L43 108H41ZM65 104H66V106H65ZM130 104V105H131ZM143 104V105H144ZM205 104L207 105V103H206V101H205ZM210 104V105H209ZM20 105V106H19ZM23 105V106H22ZM61 107H59V106ZM83 105H85V106H83ZM112 105V106H111ZM220 105V106H219ZM38 108H37V107ZM55 106V107H54ZM78 106V107H77ZM107 108H106V107ZM154 106H156V108L158 107L156 104L155 105H153V107ZM216 106L218 107V108H216ZM57 107H59V108H57ZM83 107H84V109H83ZM92 107V108H91ZM101 107V108H100ZM103 107V108H102ZM105 107V108H104ZM125 107V108H124ZM148 107V106H147ZM151 107V106H150ZM207 107H208V110H207ZM7 108H9V109H7ZM44 108H45V111L47 112H45L44 111ZM55 108H56V110H55ZM87 108H89V109H87ZM215 108V109H214ZM2 109V110H1ZM33 109H34V111H33ZM51 109V110H50ZM87 109V110H86ZM91 109H92V111H91ZM107 109V110H106ZM153 109V110H152ZM155 107L154 108H150V110H149V108H148V112H150V111H152V112H150V113H152V114H155V111L157 112V109H155ZM222 109V110H221ZM225 109V110H224ZM18 110V111H17ZM54 110V111H53ZM65 110V111H64ZM68 110H69V112H68ZM94 110V111H93ZM106 110V111H105ZM2 111V112H1ZM25 111H27V112H25ZM29 111V112H28ZM92 112V113H90V112ZM131 111V112H132ZM202 111V110H201ZM203 111H204V109H203ZM206 111H204V113L203 114H201V116L202 117H204V118H206L205 120L207 121L209 118L207 117V116H205V114L206 115H210L209 113H205ZM39 112H40V114H39ZM53 112L55 113V114H53ZM69 114H68V113ZM74 114H73V113ZM76 112V113H75ZM78 112V113H77ZM213 112V113H212ZM232 112V113H231ZM31 113V114H30ZM60 114L59 116L57 115V114ZM81 113V114H80ZM130 113V114H129ZM25 114H27V115H25ZM30 116H29V115ZM39 114V115H38ZM67 114V115H66ZM70 114H71V116H70ZM77 114V115H76ZM83 114V115H82ZM96 114H98V115H96ZM132 114H134L133 116H131ZM24 115V116H23ZM32 115V116H31ZM73 115V116H72ZM45 116H47V117H45ZM68 117L69 116V118H65V117ZM76 116V117H75ZM80 116V117H79ZM211 116V115H210ZM27 117V118H26ZM37 117H39V118H37ZM75 117V118H74ZM195 117V118H194ZM202 117L198 120V118H196V116H193V118H194V122L195 121H198V123L196 124V122H195V125L197 126L198 124H200L199 125V128L197 129L196 128V130L194 131V133H196V135L201 139V140H204V141H206V140H208V136L211 134V130H212V128H214V127H210L211 128V130L209 131L208 129H210L209 127H207V125H212V126H214L215 124H212V123H214V121H215V117H212L211 116V118H213V119H209L208 121H207V123L208 122H210L209 124H207L206 126H205V124H204V126L205 127H203V129H204V132H203V130L201 129L200 130V127H202L201 126V123L202 122H205L206 123V121H204L203 119H202ZM228 117V118H227ZM11 119V121H13V122H11L10 121V119ZM29 118H31V119H29ZM60 118V119H59ZM63 118V119H62ZM76 119V121L74 120V119ZM96 118V119H95ZM97 118L99 119L98 121H97ZM189 118H192V116H189ZM193 118L191 119L192 120V123H194L193 122ZM208 118V119H207ZM216 118V120H218ZM21 119V120H20ZM24 119V120H23ZM27 119V120H26ZM48 119V120H47ZM72 119V120H71ZM196 119V120H195ZM246 119H247V122H245L246 121ZM201 120V121H200ZM203 120V121H202ZM211 120V121H210ZM214 120V121H213ZM0 121H1V119H0ZM24 123H23V122ZM29 121V122H28ZM56 121V122H55ZM66 121L68 122V123H66ZM70 121V122H69ZM100 121V124L98 123ZM134 121V122H135ZM244 121V122H243ZM54 122H55V124H54ZM80 122V123H79ZM118 122V123H117ZM123 122V123H122ZM200 122V123H199ZM216 122V121H215ZM219 122V121H218ZM222 122L224 123V124H222ZM227 122H230L229 120L227 121ZM227 122H226V124H227ZM12 123V124H11ZM13 123H14V128H13ZM45 123V124H44ZM72 123V124H71ZM95 123H97V125L95 124ZM102 123V124H101ZM120 123H122V124H120ZM24 124H25V127H24ZM27 124V125H26ZM44 126H43V125ZM67 126H66V125ZM70 124V125H69ZM76 124V125H75ZM93 124V125H92ZM225 124V125H226ZM229 124V123H228ZM226 125V126H229V125ZM246 124V125H245ZM260 124V125H259ZM12 126L11 127V130L9 129L10 128V126ZM53 125V126H52ZM58 125V126H57ZM71 125H73V126H71ZM92 125V126H91ZM105 125V126H104ZM162 125H164V124H162ZM194 125V126H195ZM203 125V124H202ZM217 125H218V123H217ZM217 125L215 126V131L217 132V128H219V127H217ZM246 127H245V126ZM7 126H9V127H7ZM36 126H38V129H37V131L39 132V133H37V131H36ZM69 126V127H68ZM71 126V127H70ZM76 126L78 127V128H76ZM89 126V127H88ZM90 126L92 127V128H94L93 126H95V130L94 129H92V128H90ZM101 126V127H100ZM117 126V127H116ZM141 126V125H140ZM135 127V131H137V132H134V138L136 139V142L137 141H139L140 142V140L142 141V139L144 140V137H143V126H141V127ZM165 126V125H164ZM219 126H220V122H219ZM1 127V126H0ZM23 127V128H22ZM50 127H52V128H50ZM98 127V128H97ZM105 127V128H104ZM115 127V128H114ZM145 127V126H144ZM217 127V128H216ZM243 127H245L244 129H245V131H244V129H243ZM40 128H41V131H40ZM55 128H56V130H55ZM65 128H67V129H65ZM76 128V129H75ZM103 130H102V129ZM122 128V129H121ZM134 128V127H133ZM132 128V129H133ZM206 128H208V129H206ZM258 128V129H257ZM261 128V129H260ZM12 129H13V131H12ZM44 129V130H43ZM55 130V131H57V133H58V139H59V141H58V139L56 138V137H53V135H51V132H50V130ZM61 129V130H60ZM63 129H65V130H67L66 131V133L68 134L67 136H66V133L64 134V132H65V130L63 131ZM91 129V130H90ZM127 129V130H126ZM205 129L206 130H208L210 133L208 134V136H207V133H205V132H207V131H205ZM213 129V130H214ZM220 129V128H219ZM218 129V130H219ZM259 131H257V130ZM17 130L18 131H20V132H18V134H23V135H21V136H24V137H26L27 136V138H24L23 139V137L22 138H19V136H18V134H17ZM130 130V129H129ZM140 130V131H139ZM180 130V129H179ZM212 130V131H213ZM226 130V131H225ZM252 130H253V132H252ZM255 130V131H254ZM10 131V132H9ZM14 131H16V132H14ZM26 131H28L27 133H26ZM141 132L140 134H139V132ZM200 131H202L203 133H205V135H206V137H207V139L203 136L204 134L203 133H201ZM220 131V130H219ZM247 131H248V133H247ZM2 132H4V134H1ZM7 132V133H6ZM12 132V133H11ZM13 132L15 133V134H13ZM42 132H43V134H45V135H42ZM50 132V133H49ZM79 131H77L76 133H78ZM121 132H122V134H121ZM198 132H200L201 134L199 135V133ZM214 132V131H213ZM227 132V133H226ZM240 132H243V133H240ZM251 134H250V133ZM10 133H11V135H10ZM47 133V134H46ZM73 133V134H72ZM226 133V134H225ZM252 133L254 134V135H252ZM260 135H259V134ZM25 134H26V136H25ZM71 134V135H70ZM115 134H117V135H115ZM125 134V135H124ZM203 134V135H202ZM224 134V135H223ZM237 133H235V135H238ZM241 134H243L244 136L242 137V135ZM247 134V135H246ZM124 136H126V137H124L126 140H125V142H124V140L122 139ZM136 135H137V137H136ZM139 135V136H138ZM202 135V136H201ZM234 135V134H233ZM249 135V136H248ZM250 135L252 136V137H250ZM258 135V136H257ZM11 136V137H10ZM17 136H18V139H17ZM47 136V137H46ZM64 136V137H63ZM115 136L117 137V138H119V139H116L115 138ZM129 137H130V134L128 135ZM141 136V137H140ZM201 136V137H200ZM226 136V137H225ZM245 136H246V139H244V141L242 142L241 141V139H240V137H242V140H243V138H245ZM247 136H248V139H249V141L247 142ZM253 136H255V137H253ZM50 137V138H49ZM69 138L70 140L72 139L73 140V142L74 141H76L77 143H76V145H75V142L73 143V142H71V141H69L67 138ZM122 137V138H121ZM143 137V138H142ZM214 137V136H213ZM260 137V138H259ZM41 138V139H40ZM61 138V139H60ZM141 138V139H140ZM166 138V137H165ZM251 138H254L253 140L251 139ZM50 139V140H49ZM56 139V140H55ZM135 139H134V142H135ZM120 140V141H119ZM214 140V138L212 139V141ZM256 140V141H255ZM44 141V142H43ZM53 141V142H52ZM116 141H118V142H116ZM122 141V142H121ZM132 141V140H131ZM155 141V140H154ZM169 141V142H168ZM212 141H211V143H212ZM251 141L253 142V143H251ZM53 144H52V143ZM135 142V143H136ZM144 142H145V140H144ZM166 142V143H165ZM242 142V143H241ZM45 143V144H44ZM55 143V144H54ZM62 143V144H61ZM73 143V144H72ZM164 143V144H163ZM121 144V145H120ZM145 144V143H144ZM251 144H253V145H251ZM256 144V145H255ZM30 145V146H29ZM45 146V147H43V146ZM47 145H49V147L47 146ZM52 145V146H51ZM74 145V146H73ZM115 145V144H114ZM167 145H168V147H167ZM36 146V147H35ZM55 146V147H54ZM63 146V147H62ZM69 146V147H68ZM230 146V147H231ZM243 146V147H244ZM45 149V150H48V148H54V150H56L55 152H57V153H59L60 154V156L59 157H62L61 156V154H62V149L64 148V150H66L67 149V152L70 154V156L71 155H73L74 153V155L72 156L74 159L72 160V162L74 163V164H78V166L77 165H75V166H77V167H73V169H72V171H71V173L72 174H69V176L68 177H66V179L65 178H63L60 182H59V185L58 184H56V183H52V182H54L53 181V178L55 179V180H60L59 178H56V177H53L52 176V173H51V169H52V167L50 166V162L48 163V165H49V167H51V168H48V167H46V166H48V165H46L47 164V162H48V159L50 158L51 159V157H49L48 158V155H53V157H54V154H52V148H51V150L49 149L47 152H45V150L43 149V148ZM72 147H74V148H72ZM115 147V146H114ZM134 147V146H133ZM225 147V148H224ZM242 147V146H241ZM241 147H240V149H241ZM30 148H32V149H30ZM37 148V149H36ZM41 148V149H40ZM128 148H131V149H129L128 150ZM142 148V149H141ZM145 148H146V146H142V147H140L139 148V150L138 151H141V153H144L145 152ZM165 148V149H164ZM167 148H169V149H167ZM170 148H171V150H170ZM236 148V147H235ZM256 148V149H257ZM28 149V150H27ZM34 149V150H33ZM135 149V148H134ZM233 149V150H232ZM243 149V148H242ZM245 149V148H244ZM247 149H248V147H247ZM39 150V151H38ZM132 150V151H131ZM226 150H227V152H226ZM229 150V151H228ZM235 150V151H234ZM237 150H238V152H237ZM262 152H261V151ZM25 151V152H24ZM33 151V152H32ZM36 151V152H35ZM50 151V152H49ZM71 151H72V153H71ZM124 151V150H123ZM128 151H129V154H128ZM144 151V152H143ZM169 151V152H168ZM176 151V152H175ZM243 152V153H242ZM36 153V154H35ZM175 153V154H174ZM256 153V154H255ZM33 154V155H32ZM48 154V155H47ZM105 154V155H104ZM111 156H110V155ZM132 154V155H131ZM4 155V156H3ZM29 155V156H28ZM40 155V156H39ZM43 155V156H42ZM46 155H47V157H46ZM117 157H121L122 159H120V158H116V156ZM146 155V156H145ZM6 156V157H5ZM34 156V157H33ZM45 156V157H44ZM87 156V157H86ZM103 156H105V157H103ZM132 156H133V158H132ZM5 157V158H4ZM8 157V158H7ZM92 158L93 157V163H91L92 161H91V159H90V161L88 160V158ZM108 157H110V158H108ZM113 157V158H112ZM127 157V158H126ZM145 157H147V158H145ZM177 157V158H178ZM44 158H45V160H44ZM118 159V161H119V159H120V161H121V164H120V162H118L116 159ZM145 158V159H144ZM175 158V159H174ZM196 158V157H195ZM38 159V160H37ZM43 159V160H42ZM49 159V161H51ZM53 159H57V158H52V160ZM59 159H61V158H59ZM76 159H77V161H76ZM95 159H97V160H95ZM128 159H129V161H128ZM198 159V158H197ZM9 160V161H8ZM41 160V161H40ZM64 159H62V161H63ZM103 160V161H102ZM109 160H114V161H109ZM130 160H132V163H131V161ZM142 160V161H143ZM192 160H194L193 158H192ZM226 160H228L229 162H227ZM3 161H4V163H3ZM40 161V162H39ZM45 161H47V162H45ZM58 161H61V160H58ZM94 161H96V167L98 166V168H92L91 166H89L90 164H94L95 162ZM107 161V162H106ZM118 162V164H120V165H117V163L116 162ZM177 161H178V159H177ZM194 161H196V159L194 160ZM227 163H226V162ZM41 162H45L46 164H43V163H41ZM88 162H90V164L88 163ZM98 162V163H97ZM105 162V163H104ZM210 162V165L208 164ZM8 163V164H7ZM39 163V164H38ZM41 163V164H40ZM52 163V162H51ZM54 164H55V162H53ZM60 163H62V162H60ZM108 163V165H105V164H107ZM4 164V165H3ZM7 164V165H6ZM9 164H11V166H13L12 164H14V167L16 166H18L16 169L18 170H16L14 167H10V165ZM53 164V165H54ZM58 164V163H57ZM117 165V167L115 168V166ZM9 165V166H8ZM56 165V164H55ZM104 165V166H103ZM115 165V166H114ZM177 165V166H176ZM123 166V165H122ZM170 166H171V168H170ZM177 167V169L179 170H177L176 168H174V167ZM5 167V168H4ZM10 167V168H9ZM46 167V168H45ZM106 167H107V169H106ZM124 167V166H123ZM128 167V168H129ZM193 167V168H192ZM19 168V169H18ZM44 168V169H43ZM93 170H92V169ZM194 168H196V170L194 169ZM211 168H214V169H212V170H210ZM32 169V170H31ZM50 169V170H49ZM76 169V170H75ZM98 169V170H97ZM101 169V170H100ZM114 169H116V170H114ZM118 169H119V171H118ZM163 169H165V172H166V168L165 167H163ZM202 169V170H201ZM12 170H13V172H12ZM35 170V171H34ZM43 170V171H42ZM87 170V171H86ZM99 172H97V171ZM113 170V171H112ZM135 170V169H134ZM133 170V171H134ZM198 170V171H197ZM37 171V172H36ZM45 171V172H44ZM53 171V170H52ZM85 171V172H84ZM93 171H95V172H93ZM191 171L193 172V174L191 173ZM195 171H197V172H195ZM213 171H215V172H213ZM15 172H16V176H15ZM28 172V173H27ZM33 172H35V174H33V175H31ZM83 172V173H82ZM87 172H88V174L90 175V176H88L87 175ZM119 172V173H118ZM123 172H126V173H123ZM142 172H144V171H142ZM179 172V173H178ZM186 172V173H185ZM39 173V174H40ZM81 173V174H80ZM93 174V176H92V174ZM108 175H107V174ZM120 173H121V175H120ZM169 173V174H168ZM189 175H188V174ZM83 174H84V176H83ZM85 174H86V176H85ZM100 174H104V179L106 178V182L107 183H105V181H103L104 179L103 178H101L102 179V181L100 180V178H99V181L103 184V182H104V184H103V186L102 185H100V182L99 181H97L98 180V178H97V176L99 175V177H101L102 175H100ZM120 175V179H118L119 178V175ZM124 174H126L127 176H128V178L125 176L124 177ZM155 174H158V173H155ZM183 174V173H182ZM181 174V176H183V180H182V182H180V184H183L184 183V181H185V175L183 174L182 175ZM195 174V175H194ZM247 174V175H246ZM28 175V176H27ZM51 175V176H50ZM95 175H97V176H95ZM110 175H112V176H110ZM116 175V176H115ZM154 175V174H153ZM220 175V176H219ZM245 175H246V178H247V180L245 179ZM1 176H3V178L1 177ZM26 176V177H25ZM33 176V177H32ZM81 176H83V177H81ZM92 176V177H91ZM167 176V177H166ZM194 176H196V177H194ZM223 176V177H222ZM21 177V178H20ZM28 177V178H27ZM36 179H35V178ZM88 177V178H87ZM103 177V176H102ZM243 177H244V179L247 181H245L244 179H243ZM262 177V178H261ZM19 178L21 179V181L19 180ZM27 178V179H26ZM51 178V179H50ZM88 180H87V179ZM111 178H113V179H111ZM135 178V177H134ZM133 178V179H134ZM179 179V180H177V179ZM261 178V179H260ZM91 179H93V180H91ZM132 179V180H133ZM197 179V178H196ZM250 179V180H249ZM256 180V179H258V180H254V181H251V180ZM30 180V181H29ZM90 180H91V182H93V183H91L90 182ZM108 180V181H107ZM120 180V181H119ZM135 180V179H134ZM171 180H173V179H171ZM187 180H189V178L187 179ZM190 180H192V179H190ZM243 180V181H242ZM52 181V182H51ZM119 181V182H118ZM152 181H153V183L155 182L156 184H153L152 185ZM167 181V182H168ZM250 183H252V189H251V187H249V186H251V184H249V182ZM11 182V183H10ZM16 182H18V185H17V183ZM57 182V181H56ZM86 182H88V183H86ZM96 182H98V183H96ZM244 182H246V183H244ZM259 182V183H258ZM16 183V184H15ZM22 183V187L19 185V184H21ZM29 183H30V185H32V186H30L29 185ZM82 183L84 184H86L87 185V188H88V190L86 191V187H85V185H84V187H81L80 185H82ZM90 183V184H89ZM112 184V185H115V187H116V189L114 188V186H113V188L115 189V191L117 190V188H121L120 190H122L123 191V189H125L124 190V192H121L120 190H117V191H120L119 193L116 191H114V189H112L113 191L112 192H114V193H117V195L116 196H114L113 197V194L111 193L110 194V191L111 190H109V193H107V190L106 189H108L107 187H110V186H112V185H109V186H107L108 184ZM122 183H123V185H125L124 187H123V185H122ZM164 183L166 184V185H164ZM217 183V184H218ZM241 183H244V184H246L247 185V189H248V187H249V189L248 190H246V187H245V189H244V186H246V185H244V184H242L241 185ZM262 183H264V182H262ZM92 184H94V186H95V184H96V186H95V188L93 189V185ZM164 185V186H166V187H168L167 189H166V187L165 188H163V186H160V185ZM172 184H174V185H172ZM212 184V185H213ZM37 185H38V187H37ZM92 185V186H91ZM100 187H103V188H105L104 189V191L106 192L105 194L102 192H98V191H100L99 189H98V187L99 186ZM104 185H106L105 187H104ZM117 185V186H116ZM118 185H119V187H118ZM168 185H169V183H168ZM211 185V186H212ZM241 185V186H240ZM261 185V186H260ZM2 186V187H3ZM4 186V187H5ZM13 186V187H12ZM15 186V187H14ZM17 186V187H16ZM18 186H20V187H18ZM56 186V187H55ZM77 186V187H76ZM81 188H80V187ZM135 186V184L133 185V187L132 188H135L134 187ZM155 186V187H154ZM160 186V187H159ZM178 186V188H176ZM211 186H209V187H211ZM10 187H12V188H10ZM31 187L33 188V189H31ZM123 187V188H122ZM150 187V188H149ZM152 187H154V188H152ZM157 187V188H156ZM63 188V189H62ZM82 188H84V190L82 189ZM102 188V189H103ZM112 188V187H111ZM150 190H152L151 192L150 191H148L149 189ZM152 188V189H151ZM170 188V189H169ZM244 190H243V189ZM76 189V190H75ZM82 189V190H81ZM91 189H92V191H91ZM101 189V190H102ZM110 189V188H109ZM126 189H128V190H126ZM148 189V190H147ZM173 189H179L178 190V192H176V190L174 191ZM209 189V190H210ZM242 189V190H241ZM96 190H98V191H96ZM135 190V189H134ZM154 190V191H153ZM169 190V191H168ZM210 190V191H211ZM216 190V191H215ZM20 191H22V190H20ZM59 191V190H58ZM68 191V192H67ZM75 191V192H74ZM79 191V192H78ZM92 192V193H90V192ZM125 191H126V194H125ZM128 191H129V193H131V194H129L128 193ZM145 191H148V192H150L151 194H153V195H150V196H152L151 197V200H152V198H153V200H154V197L153 196H156V195H154V193L155 194H157V197L159 198V197H161V192H163V196L159 199L160 201L162 200V202H160L159 204L158 203H155V201L157 200V202H158V199L157 198H155L156 200H154V205L155 206H157V205H160V207H155V209H158V212H159V215H158V212L157 213H155L154 215H158V216H160V218H161V220H159V217L157 216H154V217H152L153 215V211H152V216H150V213L149 212H146L145 211V213H149L148 215L150 216V218L153 220V224L157 221V222H162V223H160L159 225V227L157 226V224L155 223L154 225L152 224V221H151V219H149L151 222L149 223V225L148 224H146L147 223V221H148V219L147 218H144V217H146L147 215L144 213V211L141 213L140 211H142V210H144L143 208H147L148 210H149V208L151 207V206H149L148 205V203H153V200H152V202L150 201V198H149V201H148V199L147 200H145L144 201V197H147L148 195H142V196H139L140 194H142V193H144ZM166 191H168L169 192V194H170V199L172 198L171 197V193L173 192H176V194H175V196H174V198H172V200H174V199H176V202H174V201H172V202H174L172 205H171V200H168V199H166V198H164V197H166V195H167V198H168V196H169V194H168V192H166ZM248 191L250 192V191H254V193H255V195L253 194V193H251V194H249L248 193ZM75 194H74V193ZM148 192H147V194H148ZM152 192H154V193H152ZM217 194H216V193ZM261 192H262V194H261ZM22 194V196H21V194ZM89 195H88V194ZM122 193H124V194H122ZM165 193V194H164ZM198 193V192H197ZM257 193H260V194H257ZM28 194V195H27ZM69 194H72L71 196V198L73 199V200H75L76 201V204H73L74 205V207L72 206V203L70 202L69 204H71L69 207L66 205V201L64 202V199L65 200H67V198H68V196H69ZM120 194H122V195H124V197H127V198H125V199H129V200H126L125 201V199H124V197L123 196H121L120 197ZM128 194V195H127ZM139 194V195H138ZM145 194V193H144ZM243 194H245L246 195V197H245V195L243 196ZM7 195V194H6ZM77 195V196H76ZM98 195V196H97ZM115 195V194H114ZM131 195V196H130ZM165 195V196H164ZM82 196V197H81ZM100 196H102V197H100ZM118 196V197H117ZM133 196H135L136 198L139 196V198L138 199H141V200H136L135 199V197L133 198ZM149 196V197H150ZM62 197V198H61ZM111 197V198H110ZM178 197H179V195H178ZM199 197V196H198ZM253 197V198H252ZM25 198V199H26ZM30 198H28V199H30ZM64 198V199H63ZM119 198V199H118ZM132 198H133V201H132ZM163 198V199H162ZM61 199V200H60ZM110 199V200H109ZM136 201H135V200ZM63 200V201H62ZM118 202H117V201ZM122 201V203L121 202H119V201ZM170 201V202H168V201ZM227 200V201H226ZM256 200V202H254ZM60 201V202H59ZM103 201L104 202H106V201H109V202H106L105 204L103 203ZM125 203H124V202ZM127 201H129V202H127ZM134 201H135V203H134ZM141 201H143L144 203H147L146 201H148V203L147 204H145L144 206H143V208H142V206L140 207L139 205H140V203H141ZM167 202L166 204L164 203V202ZM226 201V202H225ZM54 202H56L57 203V205L55 206V204L56 203H54ZM80 202V203H79ZM112 202H114V203H112ZM139 202V205L138 204H136V203H138ZM143 202H142V205H143ZM200 202V201H199ZM238 202V203H237ZM244 202H246V203H244ZM250 202H254V203H256L255 205H254V203H250ZM124 203V204H123ZM163 203L165 204V206L163 205ZM179 203H181V201L179 202ZM178 203V204H179ZM61 204H62V206H61ZM106 204H111V206L110 205H106ZM115 204V205H114ZM128 204V205H127ZM132 206H131V205ZM136 204V205H135ZM207 204V203H206ZM216 204V205H215ZM244 204V205H243ZM247 204V205H246ZM52 205L54 206V207H52ZM118 205V206H117ZM146 205H148V207L146 206ZM210 205L211 206H213V208L212 207H210ZM215 205V206H214ZM60 206V207H59ZM64 206V207H63ZM81 206V207H80ZM110 208H109V207ZM137 206V207H136ZM164 207V209H166V208H168V209H166L165 211L167 212V213H165L163 210V207ZM178 206V205H177ZM176 206V207H177ZM197 205H195V209L197 208L196 207ZM216 206H217V208H216ZM221 206V207H220ZM7 207V208H6ZM56 207V208H55ZM71 207L73 208V210L71 209ZM79 207H80V209H79ZM87 207H89V208H87ZM91 207H93L92 209H91ZM95 207V208H94ZM103 207V208H102ZM127 207V208H126ZM130 207V208H129ZM138 209V212H140V213H138L137 211H133V208H134V210L136 209V208ZM138 207H140V208H138ZM166 207V208H165ZM176 207H173L174 209L176 208ZM223 207V208H222ZM62 210H61V209ZM68 208V209H67ZM97 208H99V209H97ZM113 208V209H112ZM142 208V209H141ZM160 208V209H159ZM210 208H212V210L210 209ZM248 208V209H247ZM84 209V211H85V213H83L84 211H82ZM86 209V210H85ZM92 211H91V210ZM100 209H102L101 211H105V212H101L100 211ZM130 209V210H129ZM132 209V210H131ZM139 209H141V210H139ZM151 209H154V207L152 208L151 207ZM177 209V208H176ZM175 209V210H176ZM209 209V210H208ZM250 209V210H249ZM45 210V211H46ZM70 210V211H69ZM75 210H77V212L75 211ZM79 210H80V212L82 213V215H83V217H81V213L79 214ZM172 210L174 211V212H172ZM197 210V209H196ZM216 210V211H215ZM219 210L221 211V212H219ZM46 211V212H47ZM61 211V212H60ZM90 212V213H88V212ZM99 211V212H98ZM110 213H109V212ZM114 211V212H113ZM126 211H128V212H126ZM149 211H151V210H149ZM155 211H157V210H155ZM154 211V212H155ZM204 211V212H203ZM206 211L208 212V213H206ZM210 211V212H209ZM213 211H215V212H217L218 213V215L219 216H221L220 218H218L219 216L217 215H215L216 216V218H218L217 220H216V222H214L213 223V219H216L215 218V216H214V212ZM8 212H11V211H8ZM93 212V213H92ZM113 212V213H112ZM118 212V213H117ZM136 212V213H135ZM162 212V214H160ZM168 212H170L169 214H171L170 216H173V214H175V220H176V223L180 220L181 222H178V226L176 225V224H174V222H175V220H171V218L173 219V217H170L169 215H168ZM213 212V213H212ZM51 213V214H50ZM59 213H60V215H59ZM75 213H77V214H75ZM88 213V217H84V216H86V214ZM94 213H95V215H94ZM105 213H109L107 216H109V217H106V215H105ZM124 213V214H123ZM126 213V214H125ZM198 213V212H197ZM208 215H206V214ZM217 213H215V214H217ZM4 214V215H5ZM79 214V215H78ZM113 214V215H112ZM118 214V215H117ZM128 214V216H126L127 217V219H126V217H125V215H127ZM165 214V215H164ZM212 214V215H211ZM51 215V216H50ZM89 215H90V217H89ZM110 215H112V216H114L113 217V219H111L112 218V216H110ZM167 215V216H166ZM2 216V215H1ZM7 216V215H6ZM103 216V218H101ZM149 216H148V218H149ZM168 216L170 217V218H168ZM210 216H212V217H210ZM3 217V216H2ZM111 217V218H110ZM116 217V218H115ZM125 217V218H124ZM208 217H209V219L211 220H209L208 219ZM1 218V217H0ZM9 218V219H8ZM61 218V219H60ZM79 218H81V219H79ZM83 218H88V219H90V218H92V219H90L89 221L86 219V221H88V224H89V226H90V228H92V229H90L91 230V232L93 233L92 235L91 234H89L88 232H90V231H87L88 229L87 228H89V226L86 224L85 225V223H87L86 221H85V223H81V227L80 226H78V228L80 229V230H82V233H81V231L80 230H78V229H75V227H77L76 225L77 224H79V222L78 221H80V220H82ZM100 219V220H98V219ZM108 218V219H107ZM120 218V219H119ZM129 218V219H128ZM131 218V219H130ZM144 218V221L142 220ZM166 218L169 220H171L170 222L168 221L167 222V220H166ZM178 218H179V220H178ZM182 218H184V217H182ZM5 219H6V221L8 222V223H6V224H4L3 222L5 221ZM103 219V220H102ZM106 219H107V221H106ZM112 221H111V220ZM125 220L126 222H123L122 220ZM147 221H146V220ZM163 219V220H162ZM31 220V218L29 217V221L28 220H23L24 222H31L30 221ZM60 220V221H59ZM93 220V221H92ZM95 220H97V221H95ZM110 220V221H109ZM139 220H142V222H139ZM156 220V221H155ZM165 220V221H164ZM5 221V222H6ZM54 221V224L56 223V225L54 226V224L52 223ZM59 221V222H58ZM100 221V222H99ZM105 221V222H104ZM204 221V222H205ZM62 222V223H61ZM81 222H84V221H81ZM110 222H112V223H110ZM119 222V223H118ZM121 222V223H120ZM129 222V223H128ZM130 222H132V224L134 223V227H133V225L132 224H130ZM137 222V223H136ZM144 222H146L145 223V225L146 226H148L149 227V229L144 225V227H142L141 228V226L142 225H140V224H143ZM167 222V223H166ZM171 222H173V223H171ZM213 223V225H212V223ZM3 223V224H2ZM101 223V224H100ZM105 223V224H104ZM108 223H110V224H112V226L110 225V224H108ZM171 223V224H170ZM200 223H202L203 224V226L205 225V227H200ZM211 223V224H210ZM91 224V225H90ZM102 224H103V226H102ZM117 224L120 226V224H122L119 228L117 227ZM125 224H126V226H125ZM136 224H138V226H137V229H136ZM165 224V225H164ZM167 224H169V225H171V226H169V225H167ZM174 226H173V225ZM201 224V225H202ZM98 225H100L101 227H99ZM124 225V226H123ZM140 225V226H139ZM153 225V226H152ZM185 225V226H184ZM211 225V226H210ZM21 226V227H20ZM58 226V227H57ZM104 226H106L107 228H111L110 230L109 229H107L106 228V230H105V228H104ZM113 226H114V228H113ZM125 227V228H128V229H126L125 230V228L124 229H122L123 227ZM152 228H154L153 229V232H155V230H156V232H155V234H157L160 238L158 239V240H160L158 243H157V241L158 240H154V239H152L153 238V236H156L154 233H151L152 232V230L150 229L151 227ZM161 226H163V227H161ZM169 226V227H168ZM215 226V227H214ZM84 227V228H83ZM122 227V228H121ZM170 227H172V228H170ZM211 229H210V228ZM24 230H23V229ZM51 228V229H50ZM57 228V229H56ZM87 230H86V229ZM97 228V229H96ZM98 228H101L100 230H98ZM138 228H139V230H138ZM143 228H145V230L143 229ZM160 229V231H161V233H159L160 231H157V230H159ZM200 228V229H199ZM219 228V229H218ZM53 229H56V234H55V230H53ZM59 229H60V231H59ZM84 229V230H83ZM94 229H96V230H94ZM135 230V232H134V230ZM176 229V230H175ZM190 231H189V230ZM193 229V230H192ZM206 229H208L207 230V232L208 233H206ZM22 230V231H21ZM87 232H86V231ZM98 230V231H97ZM108 230H109V232H108ZM113 230V231H112ZM121 230H122V232H121ZM124 230H125V232H124ZM131 231V230H133V232L131 231V233H128V231ZM139 232H138V231ZM148 230V231H147ZM151 230V231H150ZM178 230V231H177ZM186 231V233H185V231ZM188 230V231H187ZM203 231L204 230V232H199V231ZM215 230V231H214ZM77 231V232H76ZM79 231H80V233H79ZM111 231V232H110ZM136 231L139 233V234H141L142 235V233L143 234H146V235H143V237L145 236V237H148V241H150V242H146V239H144L143 238V241H142V239H141V235L140 236H137L138 234H136ZM143 231V232H142ZM147 231V232H146ZM60 233L59 235H58V233ZM74 232H75V234H74ZM98 234H97V233ZM107 232V233H106ZM115 233V232H121L122 234H121V237H119L120 235V233L119 234H117V233H115V235H113V233ZM145 232V233H144ZM149 232L153 235V236H150L151 234H149ZM181 234H180V233ZM190 232H192V235H191V233ZM46 233V234H45ZM49 233V234H48ZM77 233H78V235H77ZM86 234V235H84V234ZM185 233V234H184ZM190 233V234H189ZM205 235H204V234ZM27 236H26V235ZM36 234V235H35ZM39 236H38V235ZM81 234H83V237H82V235ZM97 234V235H96ZM124 234V235H123ZM127 234H129L130 235V237H129V235L127 236ZM161 234H163V235H161ZM47 235H48V237H47ZM56 235H58V236H56ZM63 235H65V236H63ZM131 235H133V237L131 236ZM186 235V236H185ZM188 235V236H187ZM203 235V236H202ZM207 235V236H206ZM209 235V236H208ZM210 235H211V237L212 238H210ZM25 236V237H24ZM34 236H35V239H36V243H35V240H34ZM41 236V237H40ZM56 236V237H55ZM59 236H61L60 238H58ZM68 236V237H67ZM71 236H72V239H70L71 238ZM73 236H74V238H73ZM78 238H77V237ZM81 236V237H80ZM85 236V237H84ZM113 236V237H112ZM136 238H135V237ZM150 236V237H149ZM158 236H156V237H158ZM202 236V238H200ZM205 236V237H204ZM27 237V239L25 240V238ZM37 237V238H36ZM102 237V238H101ZM113 238V239H115V240H111V238ZM128 237H129V239H128ZM152 237V238H151ZM155 237V238H156ZM162 237V238H161ZM63 238V239H62ZM64 238H66L65 239V241H64ZM67 238H69V239H67ZM95 238V239H94ZM105 238V239H104ZM109 238V239H108ZM128 239V240H125L124 241V239ZM130 238H132V239H130ZM133 238H135V239H137L136 240V242H134L135 240L133 239ZM37 239H38V241H37ZM48 239V240H47ZM86 239V240H85ZM107 239L108 240H110L109 242L110 243H108V241H107ZM141 239V240H140ZM151 239V240H150ZM170 239H172V240H170ZM27 240H28V242H27ZM43 240V243L41 242V241ZM45 240V241H44ZM85 240V241H84ZM118 240V241H117ZM140 240V241H139ZM8 241V242H7ZM50 241V242H49ZM90 241H92V242H90ZM103 241V242H102ZM122 241V242H121ZM139 241V242H138ZM144 241H145V244H144ZM165 241H166V243H165ZM171 241V242H170ZM101 242V243H100ZM116 242V243H115ZM120 242H121V244H120ZM132 242H134V245L132 244ZM142 242V243H141ZM152 242V243H151ZM30 243V244H29ZM31 243H33L32 244V246H31ZM35 243V244H34ZM41 243V244H40ZM46 245H45V244ZM94 244V247H93V244ZM102 243H104V244H102ZM111 243H113L114 245H117L118 244V247L115 249L116 250V252L114 251V249H113V247H112V249H113V251L114 252H112V250H109L108 249V247L110 246L111 247V245H108V244H111ZM147 243H149V244H151V245H149V244H147ZM40 244V245H39ZM103 246H102V245ZM106 244V245H105ZM113 244H112V246H113ZM127 246H126V245ZM129 244V245H128ZM144 244V245H143ZM148 245V249H149V251H151L150 253H149V251L148 250H146L147 248H146V246ZM154 244V246L156 247V248H154V246H152ZM158 244H160V245H158ZM168 244V245H167ZM27 245H29V246H27ZM34 245V246H33ZM36 245V246H35ZM49 245V247H45L47 250H45V248L43 247V246H48ZM50 245L52 246L51 248L53 249V251H54V253H53V251L52 252H50ZM105 245V246H104ZM121 245H122V247H121ZM143 245V246H142ZM124 246V247H123ZM130 248H129V247ZM134 246V247H133ZM142 247V248H140L139 249V247ZM150 246H152V248L150 247ZM162 246V247H161ZM208 246V247H207ZM42 247V248H41ZM102 247V248H101ZM104 247V248H103ZM120 247V248H119ZM145 247V248H144ZM159 247V248H158ZM160 247H161V249H160ZM171 247V248H170ZM207 247V248H206ZM50 248V249H49ZM73 248H74V250H73ZM79 248H81V249H79ZM84 248V249H83ZM115 248V247H114ZM134 248V249H133ZM146 250V251H144L143 252V250L144 249ZM165 248V249H164ZM166 248H167V250H166ZM51 249V250H52ZM111 249V248H110ZM131 249V250H130ZM133 249V250H132ZM154 249H155V251H154ZM156 249H158L157 251H156ZM160 249V250H159ZM1 250V249H0ZM59 250H60V252H61V254H60V252H59ZM73 250V251H72ZM79 250H80V252H79ZM84 250V251H83ZM101 250H102V253H100L101 252ZM109 252H112V253H109ZM121 250V251H120ZM123 250H124V252H123ZM128 250V251H127ZM136 250V251H137ZM103 251H105V252H107V255L105 254V252H103ZM148 251V252H147ZM161 251V252H160ZM170 251V252H169ZM39 252V254H40V252H42L40 255L39 254H37ZM68 252V253H67ZM71 252V253H70ZM83 252V253H82ZM100 253V255H99V253ZM130 252V254H128ZM138 252V251H137ZM142 252H143V254H142ZM154 252V253H153ZM156 252V253H155ZM157 252H159V253H162V254H166V255H162V254H159L162 258H163V260H165V262L163 263V261H158L157 259H159V258H161V257H159V255L157 254ZM166 252V253H165ZM51 253L52 254H54V256H56L55 258H54V256L53 255H51ZM70 253V254H69ZM75 253V254H74ZM77 253H79L78 255H77ZM89 253V254H88ZM95 253H97V255H98V257H101V258H99L100 260H98V257L97 256H94L95 255ZM109 253V254H108ZM127 253V254H126ZM141 253V254H140ZM56 254V255H55ZM73 254V255H72ZM106 255V258H105V256H103V255ZM118 254H120V255H118ZM126 254V255H125ZM135 254V255H134ZM155 254V255H154ZM168 254V255H167ZM175 254V255H174ZM1 255L3 256V258L1 257ZM58 255V256H57ZM77 255V260L75 259V256ZM152 256V258H150L151 256ZM50 256H53V258L52 257H50ZM96 257L95 258V260H96V262L93 260L94 259V257ZM157 257V258H153V257ZM167 256V257H166ZM51 258V259H49L51 262H49V260H47L48 258ZM80 257V258H79ZM102 257H104L103 259H102ZM140 257V258H139ZM148 257H149V259H153V263H152V260H150L151 261V263H150V261H149V259H148ZM164 257H165V259H164ZM180 257V258H179ZM142 258V259H141ZM63 259V260H62ZM79 259V260H78ZM110 259H112V260H110ZM148 259V260H147ZM47 260V261H46ZM53 260V261H52ZM98 260V261H97ZM102 260V261H101ZM140 260H142V262L140 263ZM146 260V261H145ZM157 260V261H156ZM174 260V261H173ZM57 261V262H56ZM72 261V262H71ZM109 261V262H108ZM128 261V262H127ZM130 261V262H131ZM148 261H149V263H148ZM155 261V262H154ZM167 261V262H166ZM172 261V262H171ZM11 262V263H10ZM46 262V263H45ZM48 262V263H47ZM77 262V263H76ZM91 262V263H90ZM160 262V263H159ZM83 263H80V264H83ZM112 264H113V262H111ZM111 263H109V264H111ZM129 264V263H128ZM130 264H132V263H130ZM134 264V263H133Z\"/></svg>", "mask_w": 264, "mask_h": 264}, {"label": "bare ground", "instance_id": "2", "mask_svg": "<svg viewBox=\"0 0 264 264\" xmlns=\"http://www.w3.org/2000/svg\"><path fill=\"white\" fill-rule=\"evenodd\" d=\"M3 1H4V0H3ZM8 1H10V0H8ZM11 1H14V0H11ZM16 1H17V0H16ZM19 1H20V0H19ZM19 1H17V3L15 2V3L18 5V2H19ZM46 1H47V0H46ZM50 1H51V0H50ZM53 1H54V0H53ZM64 1H65V0H64ZM64 1H62L61 3H63ZM67 1H68V2H67ZM67 1L64 2V3H66V5L63 4V5H62V8H66V9H67V6L69 5V0H67ZM106 1H107V0H106ZM110 1H111V0H110ZM122 1H123V0H122ZM122 1H121V2H122ZM136 1H137V2H136ZM139 1H140V0H134V1L132 0V2H134V3L136 2V4H134V6H136L138 3H140ZM142 1H143L145 4L147 3V4L150 5V6H148L147 8L151 7V4H150V3L152 2V0H148L149 2H147L146 0H142ZM142 1H141V3H140V6H141V7H142V5H143V2H142ZM161 1H162V0H161ZM176 1H177V0H176ZM248 1H249V0H248ZM248 1L246 0L245 2H248ZM252 1H253V2H252ZM257 1H259V3H260V2H263V0H257ZM22 2H23V1L21 0V3H22ZM37 2H39V1L37 0ZM47 2H48V1H47ZM103 2H104V0H101L100 3L102 4ZM121 2H120V3H121ZM250 2H251V4H255V3H256V2H254V0H251ZM1 3H2V2H1ZM15 3H12V4H14L13 6H16ZM23 3H24V2H23ZM23 3L21 4V5H22L21 7L24 6V8H23L22 10H21L20 5H18V6L20 7V9H19V7H18V9H19V10H18V9H17V6H16L15 9L13 10V13H14V14H13V13H12L13 15H12L11 13H10V14H11V16H12L13 18H14V16H15L16 14H18V15L20 14L21 16H23V17H22L23 19H24V15H26V14H27V15H30L29 17H27V15H26V17H25L26 19H24V20L28 21V18L31 19V15L34 14V13L31 12V11H33V7H32V6H31L32 8H31L30 6H29V7H28V6L25 7L26 4L24 5ZM30 3H31V0H30ZM52 3H53V2H52ZM52 3H51V5H53V6L55 7L56 3H55V2H54L53 4H52ZM61 3H60V4H61ZM70 3H71V2H70ZM84 3H86V6H87V9H86V10H87V11H86L87 13H86V14H87L89 20H90L91 22H93L92 24H95V25H93V26H94V29H91V30H90V33H91V35H89V42H90V44H91V43L93 44V49H95V50H101V51H102V50H104V49L109 48V47H108V46H110V43H109V42H111V41L113 40V35L111 34V33L113 32V30H112L113 28L110 27L111 24H110L109 22H108L109 24L107 23V20H106L107 18L104 19V18H105V16H103L104 14H103L102 12H99V11H98V12L100 13V15H99V16H100V20H99V22H98V21H95V22H94L93 19H92V17H93V15H94V11H95V9H94L93 7H91V6L88 4L87 0H84ZM153 3H154L153 6L156 7L159 11H164V10H160V9L163 8V7H162L163 5H162L158 0H155V2L153 1ZM164 3H165V2H164ZM257 3H258V2H257ZM257 3H256V5H257V7H259L260 4H257ZM2 4H3V3H2ZM9 4L11 5L10 2H9ZM19 4H20V2H19ZM38 4H39V3H38ZM38 4H37V5H38ZM46 4H47V3H46ZM67 4H68V5H67ZM72 4H74V3H72ZM72 4H71V5H72ZM81 4H82V3H81ZM131 4H132V3H131ZM141 4H142V5H141ZM145 4H144V6H145ZM147 4H146V6H147ZM241 4H243V2L240 3V6H241ZM35 5H36V4H35ZM41 5H42V4H41ZM48 5H50V3H49ZM64 5H65L66 7H63ZM132 5H133V4H132ZM161 5H162V6H161ZM172 5H173V4H172ZM190 5H191V4H190ZM248 5H250V3H249ZM256 5H254V6H256ZM43 6H44V5H43ZM97 6H98V5H97ZM140 6H138V7H140ZM146 6H145V7H142V8L140 7V9L137 8V10L139 9V13H140L141 9L143 10V8H146ZM160 6H161L162 8H160ZM182 6H183V5H182ZM182 6H181V7H182ZM237 6H239V5H237ZM237 6L234 5V8H235V7L237 8ZM240 6H239V8H240ZM243 6H244V5H243ZM243 6H242V7H243ZM246 6H247V5H246ZM72 7L75 8V6H72ZM76 7H77V6H76ZM82 7H83V6H82ZM123 7H124V6H123ZM183 7H184V6H183ZM185 7H186V6H185ZM185 7H184V8H185ZM190 7H191V6L188 7L189 10H190ZM192 7H193V6H192ZM242 7H241V8H242ZM250 7H252V6H250ZM250 7H249V8H250ZM257 7H256V9H257ZM261 7L264 9V6L262 5V3H261ZM261 7L259 8L260 10L262 9ZM13 8H14V7H13ZM13 8H12V9H13ZM26 8H30L31 10H30V9L25 10ZM36 8H37V7H36ZM38 8H39V7H38ZM68 8H69V6H68ZM70 8H71V6H70ZM96 8H98V7H96ZM147 8H146V9H147ZM254 8H255V7H254ZM254 8L252 7V10L255 11V12L259 10V9H258V10L255 9V10H254ZM5 9L8 10V8H5ZM16 9H17L18 11H17ZM49 9H50V8H49ZM49 9H47V10H49ZM82 9H83V8H82ZM132 9H133V8H132ZM168 9H170V8H168ZM179 9H181V8L179 7ZM246 9H248V8H246ZM24 10H25L26 12H24ZM35 10H36V9H35ZM185 10H186V9H185ZM187 10H188V9H187ZM241 10H242V9H241ZM260 10H259V11H260ZM20 11H21V12H20ZM43 11H44V10H43ZM45 11H46V10H45ZM68 11H69V9H68ZM71 11H72V9H71ZM71 11H70V14H71ZM79 11H80V10H79ZM79 11H77V12H79ZM100 11H101V10H100ZM132 11H133V10H132ZM134 11H135V10H134ZM154 11H155V10H153L152 12H154ZM179 11H180V10H179ZM181 11H182V10H181ZM248 11H250V10H248ZM259 11H258V12H259ZM5 12H9V11H5ZM10 12H12V11L10 10ZM16 12H20V13H16ZM35 12H36V11H35ZM73 12H74V14L76 13L74 10H73ZM135 12H137V11H135ZM150 12H151V11H150ZM152 12H151V13H152ZM155 12H157V10H156ZM31 13H32V14H31ZM43 13H44V12H43ZM81 13H82V11H81ZM83 13H84V12H83ZM127 13H128V12H127ZM151 13H149V15H150ZM162 13H163V12H162ZM165 13H166V12L164 11L163 14H165ZM186 13H187V12H186ZM10 14H8V15H10ZM22 14H23V15H22ZM36 14H37V13H36ZM40 14H42V13H40ZM45 14H46V13H44L43 15H45ZM55 14H56V13H55ZM78 14H79V13H78ZM125 14H126L125 11L122 12V11H120V10H118V9H116V10L113 9V11H112V12L110 11V14H108V15H109V18H108V19L111 20L112 23H113V20H114V21H115V24L117 25V24H119L118 20L120 21L122 18H124V17H125ZM131 14H132V13L130 12V13L127 14V15H131ZM133 14H134V13H133ZM153 14H154V13H153ZM153 14H152V15H153ZM158 14H159V13H158ZM166 14H167V13H166ZM166 14H165V15H166ZM232 14H233V13H232ZM232 14H231V15H232ZM263 14H264V12H262L261 17H263L262 19H263V24H264V15H263ZM18 15H16V16L18 17ZM34 15H35V14H34ZM34 15H32V17H33L32 19H33V21H35V20L37 21V19H39V18H37V19H35V20H34V18L38 17V15H37V16L35 15L36 17H35ZM50 15H51V14H50ZM81 15H82V14H81ZM134 15H135V14H134ZM152 15H151V16H152ZM154 15H156V14H154ZM181 15H182V12H181ZM231 15H229V17L232 18V21H231V18H229L231 22H229V25H228V23H227L226 25H228V26L231 27L232 25L235 24L234 27L236 26V32H238V31H239L238 26L240 27V25H241L240 22H241V21H244V20L241 19L240 22H239V19L242 17L240 14H238L239 17L237 16V14H235V16H237V17H234L236 20L233 19V16H234V15H232V16H231ZM6 16H7V15H6ZM21 16H20V17H21ZM54 16H55V15H54ZM54 16H53V17H54ZM79 16H80V15H79ZM83 16H84V14H83ZM160 16H161V15H160ZM226 16H227V15L225 14L224 17H226ZM240 16H241V17H240ZM20 17H19V19H20ZM45 17H46V18H45ZM45 17H42V18H45L44 21H46L47 23H48V21L50 22V19H52V18H50V16H48V14H46ZM64 17H65V15H64ZM94 17H95V16H94ZM96 17H98V16H96ZM106 17H107V16H106ZM136 17H137V16H136ZM139 17L141 18V16H139ZM153 17H154V16H153ZM163 17H164V16H163ZM171 17H172V16H171ZM180 17H181V16H180ZM182 17H184V16H182ZM182 17H181V18H182ZM227 17H228V16H227ZM257 17H258V16H257ZM10 18H11V17H10ZM10 18H8V21H7V22L10 23V25H11V23L14 25V23H13V20H14V19H12V21H10V20H9ZM40 18H41V17H40ZM48 18H50V19H48ZM81 18H82V17H81ZM88 18H87V19H88ZM161 18H162V16H161ZM161 18H160V20H161ZM165 18L168 19V17H166V16H165ZM184 18H186V17H184ZM237 18H238V19H237ZM17 19H18V18H17ZM17 19H16V20H17ZM46 19H48V21H47ZM53 19H54V18H53ZM126 19H127V17H126ZM138 19H139V18H138ZM150 19H151V18H149V20H150ZM157 19H158V18H157ZM162 19H163V18H162ZM219 19H221V18H218V21H219ZM227 19H228V18H226V21H224V22L222 21V23H226V22H228ZM229 19H228V20H229ZM243 19H244V17H243ZM259 19H260V16H259ZM262 19H260V20H261L260 22H262ZM40 20H41V19H40ZM104 20H105V21H104ZM154 20H156V19L154 18ZM180 20H181V19H180ZM192 20H193V19H190V21L188 20V21L190 22V24H189V22H187V23H188L187 25H189V26H190V25L194 26L193 23H194V24L197 23L196 19H194L196 22L193 21V23H192ZM213 20H214V22H215V19H213ZM213 20H212L211 22H213ZM222 20H225V18H223ZM234 20H235V21H234ZM257 20H258V19H257ZM9 21H10V22H9ZM17 21H18V20H17ZM30 21H31V20H29V22H30ZM102 21H103V22H102ZM116 21H117V22H116ZM127 21H128V19H127ZM137 21H138V20H137ZM137 21H136V23L134 24L133 27L131 26V24H133V23H131L130 20H129V22H128L130 25H128V26H127V25H123L124 21H123V23H120V24H122L123 26L129 27L128 29H130V30H131V29L134 30V29L136 28V32H139V30L143 29V27H142V26H139L138 23H137ZM150 21H151V20H150ZM164 21H165V19H164ZM233 21H234V22H233ZM19 22H20V21H19ZM51 22H53V20H51ZM91 22H90V23H91ZM105 22H106V24H105ZM138 22H139V21H138ZM141 22H142V21H141ZM214 22H213V24H211L212 26L214 25ZM232 22H233L234 24H233ZM258 22H259V21H258ZM8 23H7V24H8ZM20 23H21V22H20ZM24 23H25V22H24ZM24 23L18 24V23L15 22V24H17L18 26H20V25H22V26L25 25L26 27H29V26H30L29 23H27V24H24ZM47 23H46V25H47ZM67 23H68V21L66 22V24H67ZM88 23H89V22H88ZM126 23H127V22H126ZM128 23H127V24H128ZM171 23H172V21H171ZM231 23H232V24H231ZM238 23H239V24H238ZM242 23H243V22H242ZM23 24H24V25H23ZM31 24H32V23H31ZM51 24L53 25V23H51ZM62 24H63V23H62ZM179 24H182V23H179ZM215 24L218 25V22H217V23L215 22ZM219 24L221 25V21L219 22ZM237 24H238V26H237ZM255 24H256V23H255ZM260 24H261V23H260ZM263 24H262V25H263ZM13 25H11L12 28H13V27H14V28L17 27V26H13ZM122 25H121V26H122ZM154 25H155V24H154ZM195 25H196V24H195ZM197 25H198V28H199V24H197ZM197 25H196V26H197ZM216 25H214V26H215L216 28H218L217 31L220 33L222 27H221L220 25H219V27L216 26ZM262 25H259V26L257 25V26H258L257 28L259 29ZM42 26H44V25H42ZM47 26H48V25H47ZM70 26H71V25H70ZM93 26H91V27H93ZM118 26L121 27L120 25H117L116 27L119 28ZM144 26H145V25H144ZM146 26H147V25H146ZM184 26H185V25H184ZM192 26H191V27H192ZM196 26H194V27H192V28L189 27V28H190L189 30H192V31H193V32L191 31L192 35H193V33L196 32V29H197V28H195ZM222 26H223V25H222ZM26 27H24V28L27 30ZM49 27H50V26H49ZM62 27H63V26H61V27L57 30L58 32H60V34H59V35H60V39H59V40H58L59 36H58L57 34H56V35H57V36H56L57 38H56L55 35H54V36L51 35L50 32H49V36L47 35V39H48V42L50 41V42L52 43V45H54V44H53L54 42L59 41V43L57 42V44H59V45L61 46V48H60L61 50L58 49V51L61 52L62 55H65V52L67 53V51H70V52H68V53L70 54L69 56H71V51H72L74 48L71 49V50H70V47H69V48H66L68 44L70 45L71 42L69 43V41H71V40H70V37L68 38V40L66 39V37L69 36V35L66 36V33H67V32L65 33V31H63V28H62ZM72 27H73V26H72ZM106 27H107V28H106ZM126 27L124 28V29H125V32H126ZM181 27H183V26H181ZM186 27L188 28V26H186ZM186 27H183V28H186ZM215 27L212 28V30H214ZM223 27H226V26L224 25ZM230 27H229V28H230ZM232 27H233V26H232ZM251 27H253V26H251ZM251 27H250V28H251ZM14 28H13V30H14ZM18 28L20 29V27H18ZM18 28H15V29L17 30ZM24 28L21 27V30L24 29ZM39 28H40V27H39ZM42 28H44V27H42ZM46 28H47V27H46ZM50 28H52V27H50ZM54 28H55V27H54ZM65 28H66V27H65ZM104 28L107 29V33H109V34H108V39H106V37H103V35H100V33H104V32H105V31L103 30ZM109 28H110V30H109ZM149 28H150V27H149ZM187 28H186V29H187ZM193 28H194V29H193ZM220 28H221V29H220ZM254 28H255V27H254ZM254 28H253V29H254ZM25 29L23 30V32H24V31L26 32ZM28 29H29V28H28ZM34 29H35V28H34ZM36 29H37V27H36ZM66 29H67V28H66ZM124 29H123V30H124ZM163 29H164V28H163ZM227 29H228V27H227ZM237 29H238V31H237ZM244 29H245V28L243 27V30H244ZM253 29L251 28V30H250V29H249V30L252 32ZM261 29H262V31H263V30H264V26H263L262 28H260L259 31H260ZM40 30H41V29H40ZM51 30H52V29H51ZM55 30H56V29H55ZM69 30L72 31L70 28H69ZM69 30H66V31H69ZM102 30H103L104 32H102ZM118 30H119V29H118ZM130 30H129V31H130ZM147 30H148V29H147ZM189 30L187 29V31H189ZM194 30H195V31H194ZM198 30H199V29H197V31H198ZM233 30H234V29H231V31H233ZM241 30H242V29H241ZM249 30H248V31H249ZM254 30H256V29H254ZM17 31L19 32L20 30H17ZM17 31H16V32H17ZM46 31H49V30H46ZM70 31H69V32H70ZM154 31H155V30H154ZM163 31H164V30H163ZM165 31H166V30H165ZM217 31L212 32V34L214 33V34L218 35L219 33L217 34V33H216ZM250 31H249V32H250ZM262 31H261V32H262ZM25 32H24V33H25ZM35 32H36V31H35ZM37 32H38V31H37ZM40 32L42 33V31H40ZM44 32H45V31H44ZM53 32H54V30H53ZM74 32H75V31H74ZM74 32H71V33H74ZM114 32H115V31H114ZM116 32H117V31H116ZM142 32H144V31H142ZM146 32H147V31H146ZM166 32H167V31H166ZM198 32H200V31H198ZM221 32H222V31H221ZM223 32H224V34L226 33L225 31H223ZM223 32H222V33H223ZM233 32H234V34H233ZM233 32H232L231 34H232V36H234V37H231V35H229L230 32H229V34L227 33L228 36H229L231 39H232V38L235 39V35L237 34V33H235V31H233ZM240 32H241V31H240ZM240 32H239V33H240ZM242 32H245V30L242 31ZM242 32H241V33H242ZM253 32H255V31H253ZM256 32H257V31H256ZM54 33H57V32L55 31ZM54 33H53V34H54ZM63 33H64V34H63ZM119 33H120V32H119ZM119 33H118V34H119ZM144 33H145V32H144ZM222 33H221V34H222ZM239 33H238V34H239ZM241 33H240V34H241ZM246 33H248V32L246 31ZM14 34H15V33H14ZM20 34H21V31H20ZM20 34H19V35H20ZM30 34H31V32H30V33L28 32L27 35H30ZM46 34H48V33H46ZM142 34H143V33H142ZM156 34H157V33H156ZM198 34H199V33H198ZM198 34H197V32H196V35H198ZM221 34H220V35H221ZM227 34H226V35H227ZM238 34L236 35V38H237V37H241V38L243 37L242 35L238 36ZM243 34H244V33H243ZM21 35H22V34H21ZM23 35H24V34H23ZM41 35H42V34H41ZM71 35H72V34H71ZM115 35H116V34H115ZM133 35H134V33H133ZM164 35H165V34H164ZM194 35H195V34H194ZM222 35H223V34H222ZM222 35H221V36H222ZM263 35H264V33H263ZM25 36H26V33H25ZM30 36H31V35H30ZM116 36H118V35H116ZM134 36H135V35H134ZM218 36H219V35H218ZM244 36H246V35L244 34ZM35 37H36V36H35ZM76 37H77V36H75V39H76ZM148 37H149V36H148ZM194 37H195V36H194ZM116 38H117V37H116ZM118 38H120V37L118 36ZM118 38H117V39H118ZM164 38H165V37H164ZM195 38H196V37H195ZM197 38H199V36H198ZM227 38H228V37H227ZM42 39H43V38H42ZM117 39H116V41H117ZM234 39L231 40V41H229V42H230V43H233L232 41H234ZM237 39H238V38H237ZM237 39H235V41H237ZM55 40H57V41H55ZM79 40H80V42H82L81 39H79ZM107 40H108V43H107ZM158 40H159V39H158ZM226 40H227V39H225V40H223V41H226ZM229 40H230V39H229ZM241 40H242V39H241ZM113 41H114V40H113ZM188 41H189V40H188ZM188 41L185 42L186 45H187ZM50 42H49V43H50ZM78 42H79V41H78ZM114 42H115V41H114ZM189 42H191V41H189ZM238 42H240L239 39H238ZM9 43H10V42H9ZM72 43H73V42H72ZM185 43H183V44L185 45ZM191 43H192V42H191ZM221 43H223V42H221ZM226 43H227V42H226ZM230 43H228V44H230ZM23 44H24V43H23ZM75 44H76V43H75ZM183 44H181V45H183ZM188 44H189V43H188ZM224 44H225V43H224ZM228 44H225V45H226L227 47H228V46L230 47V45H228ZM234 44H235V42H234ZM69 45H68V46H69ZM111 45H112V44H111ZM113 45H114V44H113ZM116 45H117V44H116ZM192 45H193V46H191V48H193L192 50H193L194 52H193V53H189V57H190V54H191V56H192V54H194V53H195V54H194L193 56L196 57V56H197V55H196V52L199 51V50H198V46H196L197 44H196V45L192 44ZM225 45H224V48L226 47ZM31 46H32V45H31ZM55 46H56V45H55ZM70 46H71V45H70ZM80 46H81V43H80ZM83 46L86 47V45H83ZM114 46H115V45H114ZM114 46H113V47H114ZM195 46H196V49H197L198 51L194 49ZM238 46H239V44H238ZM25 47H27V46H25ZM37 47H38V46H37ZM85 47H84V48H85ZM180 47H181V46H180ZM236 47H237V46H236ZM240 47H241V46H240ZM80 48H81V47H80ZM82 48H83V47H82ZM84 48H83V49H84ZM260 48H261V47H260ZM8 49H9V47H8ZM20 49H21V48H20ZM30 49H31V48H30ZM67 49H68V50H67ZM86 49H87V48H85V50H86ZM187 49H188V48H187ZM225 49H226V48H225ZM235 49H236V48H233V49H232V47H230V49H228V51L231 50V51H229V52H232V53H234L233 51L238 52V50H235ZM238 49H239V47H238ZM3 50H4V49H3ZM35 50H38V49H35ZM79 50H81V49H79ZM79 50H78V51H79ZM87 50H88L87 53L90 54V57H93V58H89V57H88V54H87V55H86V58H84V61L82 62V64L84 63L86 66H89V65H87L88 62H90L89 59H91V60H93V59L98 60L99 57H98V54H97V57L94 58L95 55L93 56V54L89 53V52H90L89 49H87ZM87 50H86V51H87ZM180 50H181V49H180ZM188 50H189L188 52H190V51L192 52V50H190V48H189ZM226 50H227V49H226ZM226 50H225V51H226ZM242 50H243V49L241 48V51H242ZM4 51H5V50H4ZM14 51H15V50H14ZM16 51H17V50H16ZM22 51H23V50H22ZM25 51H27V50H25ZM106 51H107V50H106ZM106 51H105L104 54H106ZM263 51H264V49H263ZM263 51L261 50V54H263L262 57L264 56ZM6 52H7V50H6ZM83 52H85V51H83ZM157 52H158V51H157ZM188 52H187V55H188ZM226 52H227V51H226ZM236 52H235V55H237V54L240 52V49H239V52H238L237 54H236ZM243 52H244V50L242 51V53L240 52L239 54H243ZM245 52H246V51H245ZM0 53H1V52H0ZM35 53H36V52H34L33 54L35 55ZM61 53H60V56H61ZM68 53H67V54H68ZM72 53H73V52H72ZM113 53H114V52H113ZM222 53H223V52H222ZM227 53H228V52H227ZM227 53H226V56H228V55L231 54V53H230V54L227 55ZM4 54H5V53H4ZM6 54H7V53H6ZM33 54H32V55H33ZM101 54H102V53H101ZM220 54H221V53H219L217 56L221 59V58H223L224 56H223V54H222V56H221ZM239 54H238V55H239ZM259 54H260V53H259ZM261 54H260V55H261ZM38 55H40V54H38ZM114 55H115V54H114ZM114 55H113V56H114ZM198 55H199V53H198ZM219 55H220L221 57H220ZM232 55H233V54H232ZM247 55L251 56L252 54H250V53L248 54V53H247ZM4 56H5V55H4ZM8 56H9V55H8ZM40 56H41V55H40ZM54 56H56V55H54ZM67 56H68V55H67ZM217 56L214 58V64H215V62H219V61H221V60L227 63V65H226V63L223 64V63H224V62H223V63H222V66L219 65V67H218L219 70L222 68L221 70L224 72V73H223V72L220 71L221 74L223 73L222 76H223L225 73H227V74H229V75H230V74L232 75L234 69L236 70L237 67L235 66V67H236V68H235V67L233 66L232 69H231V70H232V71H231L232 73H229V69H228V67H229L228 64L230 63V62H228L229 60H228V61H225V60H226V59H225L226 56H225V58H224L225 60H224V59H221V60H220V59L217 58ZM249 56H248V58H246V56H244V57L247 59V61H246V60H245V61L248 62V63H246V62L244 61V57H243L242 55H239V56H233V57H236V58H233V61H235V60L237 59V57H239V58H238L239 61L242 62V60H243L242 63H243L244 65L246 64V67H245L244 65H242V68H245V69L248 68V67H249V68H252V67L254 66L253 63L256 64L257 59H256V62H255L254 58H256V57L254 56V57L252 58V56H251L250 59H251V60L253 59V60H252L253 63H251V60H249L250 62L248 61ZM42 57H43V56H42ZM65 57H66V56H65ZM65 57H64V58H65ZM71 57H72V56H71ZM83 57H85V56H83ZM108 57H109V56H108ZM115 57H117V56L115 55ZM189 57H188V58H185V59H188V60H189ZM241 57H242V59H241ZM9 58H10V57H9ZM25 58H26V57H25ZM61 58H62V57H61ZM61 58H60V59H61ZM80 58H81V55H80ZM87 58H88V59H87ZM180 58H181V57H180ZM216 58H217L219 61L216 60ZM23 59H24V58H23ZM42 59H43V58H42ZM75 59H78V58H75ZM108 59H110V57H109ZM113 59H114V58H113ZM115 59H116V58H115ZM117 59H118V58H117ZM117 59H116V60H117ZM124 59H125V58H124ZM135 59H136V58H135ZM229 59H230V58H229ZM240 59H241V60H240ZM31 60H32V59H31ZM81 60H82V59H81ZM81 60H80V62H81ZM85 60H86V62H87V61H88V62L86 63ZM137 60H138V58H137ZM192 60H193V59H192ZM192 60H190V61L193 62ZM196 60H197V59H196ZM3 61H4V60H3ZM3 61H2V63H3ZM5 61H7V60H5ZM20 61H21V60H20ZM20 61H19V62H20ZM27 61H28V59H27ZM55 61H56V60H55ZM58 61H59V60H58ZM66 61H67V60H66ZM76 61H77V60H76ZM76 61L73 63L74 66H75V63H76V64L79 63L78 61H77L78 63H77ZM98 61H100V60H98ZM104 61H105V60H103V62H104ZM201 61H202V60H201ZM201 61H199V59H198V62H201ZM222 61H221V62H222ZM263 61H264V58H263ZM19 62H18V63H19ZM62 62H63V61H62ZM105 62H107V61H105ZM113 62H114V61H113ZM134 62H135V60H134ZM138 62H139V63H138ZM138 62H137V63H138L139 66H140V61H138ZM173 62H174V61H173ZM179 62H181V61L179 60ZM185 62H186V61H185ZM191 62H190V64H192L191 67H194L195 64H196V67H197V68L195 67L196 69L199 68V69L202 70V71H203L204 69H206V67L204 68L203 66H201L204 62H203V63L201 62V64L198 63L199 65H198L197 63H195V62H193V63H195V64H193V63H191ZM231 62H232V60H231ZM235 62L238 63V61H235ZM241 62L239 63V66H240V67H241V64H242ZM244 62H245V63H244ZM18 63H16V64H18ZM20 63H21V62H20ZM24 63H25V62H24ZM36 63H37V62H36ZM42 63H43V62H42ZM69 63H71V62L69 61ZM94 63L96 64L97 62L94 60ZM186 63H188V61H187ZM250 63H251V65H252V67H250ZM257 63H258V62H257ZM32 64H33V63H32ZM64 64H65V63H64ZM71 64H72V63H71ZM100 64H101V63H100ZM117 64H118V63H117ZM142 64H143V63H142ZM214 64H213V72H214V67H215V66H218V65H217L218 63L215 64V66H214ZM233 64L235 65V63H233V62H232V64L230 63L229 65L231 66V65H233ZM248 64H249V66H247ZM68 65H69V64H68V61H67V65H66V66H68ZM90 65L94 66V64H92V63H91ZM97 65H99V63H98ZM106 65H108V66H107V68H106L105 70L109 69V68H108V67H109V64H106ZM123 65H124V64H123ZM123 65H122V66H123ZM186 65H187V64H186ZM193 65H194V66H193ZM197 65H198V66H197ZM203 65H204V64H203ZM225 65H226L227 67H226ZM237 65H238V64H237ZM256 65L258 66V64H256ZM69 66H72V65H69ZM74 66H72L73 69H74ZM78 66H79V65H78ZM78 66H75V69H76ZM82 66H83V65H82ZM82 66H81V69L84 70L85 68H82ZM86 66H85V67H86ZM115 66H116V65H115ZM223 66L225 67V70H226V68L228 69V70H226L227 72L224 71V67H223ZM17 67H18V65H17ZM19 67H20V66H19ZM62 67H63V65L61 66V68H62ZM83 67H84V66H83ZM95 67H96V66H94L93 68H95ZM103 67H106V66L104 65ZM116 67H117V66H116ZM140 67H141V66H140ZM140 67H138V68H140ZM202 67H203L204 69H203ZM68 68H71V67H68ZM101 68H102V67H101ZM113 68H114V67H113ZM119 68H120V67H119ZM195 68H193V69H195ZM210 68L212 69V67H210ZM249 68H248V69H249ZM259 68H260L259 66H258V67H255V71H254V69L252 68L253 71H254L256 74L254 73L255 75H254V74L251 75V73L253 72V71H252L249 75H250L251 77H252V76H256V75H258L257 72H259V71H258V70H260ZM79 69H80V68H79ZM81 69H80V70H81ZM91 69H92V68H91ZM91 69H87V70H90V71H88V73L91 72ZM97 69H98V68L96 67V70H97ZM103 69H104V68H103ZM114 69H115V68H114ZM120 69H121V68H120ZM193 69H190V70H193ZM196 69L194 70L195 72L197 71ZM199 69H198L199 72H197V73H199V75H198V74L196 75V74H192V73H190V72L188 71V67H187V66H181V68H180L179 71H178V72H179L178 74H180V76L178 75L179 80L177 79V77H176V80H175L174 77L176 76V74L174 75V77L172 76L170 79H168V80H169L168 82H172V81H173L172 85L175 84V85H173V86H172L171 84H170V86H168L169 84H168L167 81H165V80H163V81H165L166 83L164 82L165 85H163L164 83H162V85H163V86H162V85L160 84L161 82H156V81H158V80H156V78H155V81H154V84H153V85H155V84L157 83L155 86H157V85H158V87L160 86L159 89H160L161 91H162V90H166V91H162V93H163V92L166 93V94L163 93L165 96H163V94H162L161 91H160V94H161L163 97H161L160 95L158 96V95H157V94H159L158 92H157L156 94L154 93L156 90H158V87H157V89H156V87L154 86L155 89H156V90H155L154 87L152 86V83H151V82H149V87H152L151 89L148 90V88H144V89H142V91H141V90L139 91L138 89L135 90L136 93H137V91H139L140 93H141V92L143 93V90L146 89L145 91H147V92L149 93V95H150V93H152V92L155 94V96L157 95L156 98H154L155 96L153 95V93H152L150 96L147 95V94H148L147 92H145V93H143V94H142V93H141V94L139 93V94L142 95V96H146V97L149 96V99L151 100V101H150L151 103H152V102H155L154 104L152 103L153 105L156 104V105L158 106L157 108H156V106H154L155 109H157V112L155 111V114L150 113V112H152V111L148 112V111L150 110L151 107L154 108L153 105H147V106H148V107H147V106H145V104L143 103V102H145V103L147 102L146 99H148V97H147V98L145 97V98H146V99H144L145 101L142 100L143 102H141V103H138V101H140V100L143 99V98H140V100H138V101L136 100V98H135V99L133 98V97H136V96L140 97V95H139L138 93H137L138 95H135V96L133 95V96H132L133 99H132V98H131V99L129 98V97H131V96L128 97V100H127V98H126V102H128V101L130 100V103L128 104V107L131 106V108L133 107L132 109L134 110V111L131 110V111H132V112H131V111H130V108H129V109H128V112H130V113H133V112H134L135 115H136V117H138V118L136 119V121H135L134 119H133V120H132V119L130 120V121H133V122H129L132 126H131V127L128 126V131H126V133H125V134H128L127 132H129V134H130V137L128 136L129 134L127 135V137L129 138V139H127V140L130 141V144L127 143L128 141L124 138V137H126V136L123 137V136L121 135V136L123 137V138H122V137H121V138L124 140V142H125V140L127 141L125 144H128L130 147L132 146L131 148H133V149H132L133 151H132V150H131V151H132V152H136V153L139 155L138 157H141L142 154H143V155H144V154L150 155V158H149V159H146L145 161L143 160V158H142L143 161H142L141 159H133V160H135V161H134V162H135V163H134V164H135V168H133V169L131 168V169H130L129 166H131V165H130V164H127V162H126V159H125V156H126L125 153H127V152H125V151H126V148H125L123 145H122V146H119V147L116 146V143H114V142H115V139H114V140L112 139L113 134H114V132H115V131H113V127H112V124L114 123V121H117V120H123V121H124V124H125L127 121H129V116H128V114H127L128 112L126 113V111H124V110H121V111H120V109H121L122 107L119 106V104L121 105V104L125 101L124 98L126 97V95H124L123 98H121V97H122L121 95H120V96L118 95L120 98H119V99H116V100H113L114 103H115L118 107H116V108H114V109L111 110V115H110V114H109V115H106L105 113L102 114L101 116L99 115L98 118L100 119V121H106V124L109 125V126H108V129H109V130H108V132H107L106 135L103 134V132H100V131H99L100 129H98V131L96 130V132H95L94 135H92V134H93V133H92L93 131H92L91 129H90V130H91V135L89 134V132H88V134H87L86 131H84V130H78V129H77V131H79V132L76 133L77 131H74V132H75V135L73 136V138H74L75 140H78V141H79L80 145L82 146L81 150H82V149H83L84 151L86 150V153H88V155H90V156H94L95 153H96V154H97V153H100V154H101V153H104V152H105V154H108V153L119 154L118 156H121L120 154L124 153V158H123V156H121V157L124 159V160H122V165H123L124 167L121 165V166H119L118 168H119V169L122 168V169H121L122 171L127 170V169H130V171H132L133 173H136V174H134V176H133V173L130 172L131 175H130V176L128 175V176H129V177L133 176V177H131V178L127 179V180H126V178H125V180H123V182H124V181H127V182H126V187H127V185H128V183H129L130 180H131V182L133 181L132 183L135 184V186H134L135 188H132L134 184H131V185H132V187H130V189H131L130 192H131V193H132V189H133V191H135V192H136V190H137L136 194L138 193L139 189H141V188H144V187H145L144 189L146 190L147 186H150V185H151L149 182H150V181H151L156 175H158V176L160 177V174H159V173L164 172V174H165V173H167V171L169 170L166 166L169 164L170 161H168L167 159H164V158L162 157V156H164V154L162 155L163 151H164V153H166L167 151L165 152V150H163V147H164L166 144H165L164 146H163V145L161 146V143H162L163 141H165L166 139H167V140H168V139L170 140V142H171V146H173V148H174L175 150L178 151V153H179V154L181 155V157H182V160L185 159V160L187 161L186 163H188L189 160H190L189 162H191V163H193V162H194V163H195V162L198 163V165H195L194 163H193V164H194V166H196V167L198 166L197 168H198V170H199V167H200V166L202 167V164H203V163H205V165H207L206 162L209 161V160L211 159V157H212V153L218 151V150L216 151V149H214L215 147L213 148L212 145L215 144V143H213L214 141H215V142L218 141V140H215V138H216L217 134H218L219 132H221V129H222V131L224 132L223 129H225L226 127H229V129H228V132H229L230 129H232L231 127H232L234 124H236V125L238 124V123H235V122H234V124L231 126L232 121H231L230 118H228V117H227V118H228V120H229L230 122H227L228 120H224V117H225V116H229V114H230V112H229V110H227V108H226V110H227L228 113H229L228 115H225V114H224V113L227 114V111H226L225 109H224L225 111H220V110H219L220 112H222V114H224V115H223L224 117L222 116V118H223V122L226 121L227 124L229 123V124H228L229 126H226V125H227L226 122H225L226 125L222 122V124H224L225 128H221V127H223V126H221V121H222V120H220V119H221L220 117H221L222 114H221V115L218 114L220 117H219V119L217 118L218 115H217L216 112L219 113V111H216L215 113L212 112L213 114H216V117H215V115L213 116V115L211 114V109H212V108H209V111H208V112L205 110V107H203V105H204V106H208V103H210V104L213 103V104H215V105H217L216 103L219 104V102L217 101V99H216L215 96H217V95L220 96V95H222V94H225L226 91H225V90H222V88H221L222 86H219V88L221 89V91H223L222 93H220V94L217 93V94H216V93H214V90H213V95H212V93H211V89H210V94H209V93H206V94H205L204 92H206V91L208 92V89H207V88H211V87H209V86H210L209 83H207V85H208V86H207V85H204V82H203L204 78H205L206 76H208V71H207V74H204V77L201 78L202 74L200 73V70H199ZM208 69H209V68H207V70H208ZM218 69H216V71H215L216 73H218V72H217ZM239 69H240V68L238 67V69L236 70V72L234 71V73H237V72L239 71ZM248 69H246L245 71H247ZM252 69H250V70H252ZM87 70H85V71L87 72ZM93 70H94V69H93ZM100 70H101V69H100ZM100 70L98 69V71H97V72L95 71V72H96V73H100V77H101V79H102V76L104 77V74H102V73H103L102 71L99 72ZM105 70H104V71H105ZM122 70H123V69H122ZM168 70H169V69H168ZM241 70H242V69H240L239 73L242 72ZM243 70H244V69H243ZM250 70L246 73V75H248V73L250 72ZM256 70H257V71H256ZM60 71H61V70H60ZM71 71H72V70H71ZM81 71H82V70H81ZM109 71H110V70H109ZM115 71H116V70H115ZM164 71H165V70H164ZM169 71H170V70H169ZM210 71H211V70H210ZM245 71H243V73H244ZM86 72H85V73H86ZM93 72H94V71H93ZM106 72H108V70H107ZM110 72H111V71H110ZM116 72H117V71H116ZM156 72H157V76H158L159 73H160V71H156ZM188 72H189L190 74H192V75H190ZM191 72H192V71H191ZM203 72H204V71H203ZM205 72H206V71H205ZM211 72H212V71H211ZM3 73H4V72H3ZM96 73H95V74H96ZM104 73H105V72H104ZM112 73H113V72H112ZM119 73H121L120 70H119L118 74H119ZM163 73H164V72H163ZM171 73H172V72H171ZM193 73H194V72H193ZM239 73H237L236 75H239ZM243 73H241L242 77L245 76L246 78H248V76H246V75L243 74ZM71 74H72V73H71ZM81 74H82V73H81ZM90 74H91V73H89V75H90ZM101 74H102V76H101ZM149 74H150V75H149V78H150V76H151L152 74H151V73H149ZM155 74H156V73H155ZM213 74H215V73H212V75H213ZM221 74L219 73L218 76L220 77ZM8 75H9V74H8ZM87 75H88V74H87ZM87 75H86V76H87ZM107 75H108V74H107ZM107 75H106V76H107ZM119 75H120V74H119ZM121 75H123V74H121ZM164 75H165V74H164ZM168 75H169V74L167 73V76H168ZM194 75H195V76H194ZM200 75H201V76H200ZM205 75H206V76H205ZM212 75H210V76H212ZM234 75H235V74H234ZM15 76H16V75H15ZM61 76H62V74H61ZM94 76H95V75H94ZM97 76H99V74H98V75L96 74V79L98 78ZM129 76H130V75H129ZM155 76H156V75H155ZM210 76H209V77H210ZM214 76H215V75H214ZM218 76H217V77H218ZM222 76H221L220 78H223ZM16 77H17V76H16ZM73 77H75V76H73ZM88 77H89V76H88ZM121 77H123V76H121ZM152 77H153V76H152ZM161 77H162V76H161ZM186 77H187V78H186ZM199 77H200V78H199ZM212 77H213V76H212ZM219 77H218V78H219ZM225 77H226V76H225ZM233 77H234V76H233ZM240 77H241V76H240ZM240 77H238V78H240ZM18 78H19V77H18ZM18 78H17V79H18ZM89 78H92V77L90 76ZM126 78H127V77H126ZM129 78H130V77H129ZM159 78H160V77H159ZM164 78H166V76H164ZM164 78H162V79H164ZM180 78H181V79H180ZM182 78H183V79L186 78V79L184 80V85L182 84V82H181V83H177V81H178V82H179V81H183ZM189 78H190V79H189ZM207 78H208V77H207ZM207 78H205L204 81H207V80H206ZM210 78H211V77H210ZM210 78H209V79H210ZM215 78H216V77H215ZM243 78H244V77H243ZM246 78H244V79H246ZM252 78H253V77H252ZM42 79H43V78H42ZM73 79H74V78H72L71 80H73ZM86 79H87V77H86ZM93 79H94V78H93ZM96 79H95L96 82H99V81H100V80L98 81V80H96ZM103 79H106V78H103ZM122 79H123V78H122ZM147 79H148V78H147ZM153 79H154V78H153ZM187 79H188V80H187ZM191 79L193 80L194 83L192 82ZM201 79H202V81H201V84H200V80H201ZM223 79H224V78H223ZM241 79H242V78H241ZM5 80H6V79H5ZM46 80H47V79H46ZM80 80H81V79H80ZM89 80H90V79H89ZM211 80H212V79H211ZM218 80H219V79H218ZM233 80H234V79L232 78V83H233ZM122 81H123V80H122ZM125 81H126V80H125ZM159 81H160V80H159ZM163 81H162V82H163ZM174 81H176V82H174ZM186 81H188V83L190 84V86H188L189 84H188ZM209 81H210V80H209ZM214 81H216V80H214ZM221 81H222V80H219V82H221ZM88 82H89V81H88ZM91 82H92V84H93V86H94L93 89H96V90H97V88H99V87L101 86V85L99 86V84L96 83V82H94V81H90L89 83L91 84ZM107 82L109 83V81H107ZM111 82H112V81H111ZM123 82H124V81H123ZM185 82H186V84H188V85H185ZM210 82H211V81H210ZM212 82H213V81H212ZM217 82H218V81H217ZM217 82H216V83H217ZM219 82H218V83H219ZM9 83H11V82H9ZM43 83H44V82H43ZM89 83H88V84L86 83V85H88V87H90V84H89ZM94 83H95L96 85H98L97 88H95L96 86H95ZM103 83H104V81H103ZM103 83H102V80H101V84H103ZM126 83L128 84V82H126ZM192 83H193L194 85H191ZM197 83H199L200 85L197 84ZM214 83H215V82H214ZM216 83H215V86H216ZM222 83H223V82H222ZM73 84H74V83H73ZM92 84H91V87H93ZM127 84H126V85H127ZM166 84H168V85H166ZM177 84H178V85L181 84L182 86H184L183 89L186 88V90L184 89V91L190 93V94H188V95H191V92H189V91H192V94H193V92H194L193 89L196 87L197 90L194 92L196 96H195L194 94H193L194 96L191 95V97H192V96L194 97V101L189 100V99H186L187 97L184 98V96H182L183 93L181 94V91H182L181 88H182V87L178 86ZM196 84H197L198 86H196ZM202 84H203L204 86H202ZM205 84H206V83H205ZM223 84H224V83H223ZM3 85H4V84H3ZM6 85H7V84H6ZM105 85H106V84H105ZM110 85H111V84H110ZM176 85H177V86H176ZM103 86H104V84H103ZM103 86H101L100 88H102ZM107 86H108V85H107ZM107 86H104V89L107 88ZM128 86H129V85H128ZM131 86H132V85H131ZM166 86H168V87H166ZM175 86H176V87H175ZM200 86H202L203 88L205 87V88H204V89H203V88L201 89ZM4 87H5V86H4ZM73 87H74V86H73ZM86 87H87V86H86ZM86 87H84V90H86V91H87L88 89H92V88H88V87H87L88 89H86ZM111 87L113 88V86H111ZM118 87H119V85H118ZM145 87H148V85H146ZM172 87H174V88H172ZM198 87H199V88H198ZM216 87H217V86H216ZM46 88H47V87H46ZM112 88H111V89H112ZM141 88H142V87H141ZM163 88H164V89H163ZM196 88H195V89H196ZM217 88H218V87H217ZM219 88H218V89H219ZM1 89H2V88H1ZM3 89H4V88H3ZM49 89H50V87H49ZM72 89H73V88H72ZM117 89H118V88H117ZM152 89H153V90H152ZM180 89H181V91H180ZM198 89H199L200 91H203V92H200ZM205 89H206V91H205ZM218 89H216V91H217ZM220 89H219V90H220ZM31 90H32V89H31ZM73 90H74V89H73ZM73 90H72V91H73ZM96 90H95V92H96ZM98 90H101V89H98ZM106 90L109 92L108 89H106ZM119 90H120V89H119ZM150 90H151V91H150ZM154 90H155V91H154ZM219 90H218V91H219ZM3 91H4V90H3ZM27 91H28V88H27V90L25 91V94H26ZM32 91H33V90H32ZM39 91H40V90H39ZM70 91H71V90H70ZM90 91H91V90H90ZM92 91H93V90H92ZM101 91H103V90H101ZM107 91H105V92H107ZM171 91H172V92H171ZM177 91H179V92H177ZM4 92H6V91H4ZM35 92H36V91H35ZM75 92H76V90H75ZM103 92H104V91H103ZM105 92H104V93H105ZM113 92H114V89L112 90V93H113ZM186 92H185V93H186ZM30 93L32 94L31 91L29 92V94H30ZM85 93H88V96H89V94H90L91 92H88V91H87V92H85ZM118 93H119V92H118ZM122 93H123V92H122ZM128 93H129V91L127 92V95H128ZM132 93H133V92H131L130 94L132 95ZM146 93H147V94H146ZM168 93H169V94H168ZM179 93H180V94H179ZM203 93H204V94H203ZM93 94H94V91H93ZM95 94H96V93H95ZM97 94L101 95L102 93H99V92H98ZM107 94H108V93H107ZM113 94H114L113 96L117 98V96H115L116 93H113ZM125 94H126V93H125ZM144 94H145V95H144ZM214 94H216V95H214ZM43 95H44V94H43ZM90 95H91V94H90ZM180 95H181V96H180ZM8 96H9V95H8ZM8 96H7V97H8ZM20 96H22V95H20ZM20 96L18 95V97H20ZM37 96H38V95H37ZM94 96H95V95H94ZM108 96H110V94H108ZM108 96L106 97V93H105V97H106L105 100L108 98ZM111 96H112V94H111ZM142 96H141V97H142ZM151 96H153V99H155V100L157 101V103H156V101H153V100L151 99ZM219 96H218V97H219ZM23 97H24V96H23ZM29 97L31 98V96H29ZM32 97H34V96L32 95ZM65 97H66V96H65ZM67 97H69V94H68ZM67 97H66V98H67ZM70 97H71V95H70ZM70 97H69V98H70ZM74 97H75V96H74ZM76 97L79 98V95L76 96ZM95 97L97 98V96H95ZM100 97H102V96H100ZM138 97H137V98H138ZM158 97H159V98H158ZM160 97H161V98H160ZM189 97H190V96H189ZM191 97H190V98H191ZM199 97H200V100H199ZM223 97L225 98L226 95H224V96L222 95L221 98H223ZM30 98H29V99H30ZM34 98H35V97H34ZM219 98H220V97H219ZM18 99H19V98H18ZM24 99H25V97H24ZM29 99H28V100H29ZM101 99H102V98H101ZM101 99L99 98V102L101 101ZM108 99H109V98H108ZM111 99H114V98H111ZM121 99H123V101H121ZM138 99H139V98H138ZM149 99H148V101H149ZM203 99L206 101L207 105L205 104V101L203 102ZM9 100H10V99H9ZM9 100H8V101H9ZM61 100H62V99H61ZM67 100H68V99H66V101H67ZM70 100H71V99H70ZM75 100H77V99L75 98ZM90 100H91V99H88V100L85 101V102L89 101V102H87V103H88L87 106L91 103ZM103 100H104V99H103ZM109 100H110V99H109ZM132 100H133V101H132ZM134 100L136 101L135 104H137V105H135V106L133 105L134 102H135ZM220 100H221V99H220ZM35 101H36V100H35ZM71 101H72V100H71ZM71 101H70L69 103H71ZM97 101H98V100H97ZM106 101H108V100H106ZM110 101H111V100H110ZM222 101L225 102V99L222 100ZM25 102H26V101H25ZM28 102H29V101H28ZM46 102H47V101H46ZM46 102H45V103H46ZM85 102H84V104L86 105ZM92 102H93V101H92ZM99 102H97V103H96V102H95V103L93 102V107H95L96 105H98V109H99V106H100V105L102 106V104H103V103H102V104L99 105V104H98ZM101 102H102V101H101ZM6 103H7V102H6ZM26 103H27V102H26ZM37 103L39 104V102H37ZM40 103H41V101H40ZM67 103H68V102H66V104H67ZM76 103H78V102L76 101ZM76 103H75V104H76ZM131 103H133V104H131ZM142 103H143L144 105H143ZM0 104H1V103H0ZM17 104H18V103H17ZM20 104H21V103H20ZM30 104H31V103H30ZM33 104H34V103H33ZM43 104H44V101H43ZM55 104H56V103H55ZM66 104H65V106H66ZM72 104H73V103H71L70 106H71ZM78 104H79V107L81 108L80 102H79ZM111 104H113V103H111ZM126 104H127V103H126ZM126 104H125V102H124V104H123L122 106H124V105H126ZM130 104H131V105H130ZM146 104H148V102H147ZM210 104H209V105H210ZM213 104H211V105H213ZM222 104H223V102H222ZM85 105H83V106H85ZM19 106H20V105H19ZM22 106H23V105H22ZM58 106H59V105H58ZM72 106H74V105H72ZM72 106H71V107H72ZM109 106H110V103H109ZM111 106H112V105H111ZM113 106H115V105L113 104ZM126 106H127V105H126ZM150 106H151V107H150ZM219 106H220V105H219ZM36 107H37V106H36ZM38 107H39V106H38ZM38 107H37V108H38ZM54 107H55V106H54ZM59 107H60V106H59ZM59 107H57V108H59ZM74 107H75V106H74ZM74 107L71 108L72 111L74 110ZM77 107H78V106H77ZM96 107H97V106H96ZM96 107H95V108H96ZM105 107H106V106H105ZM105 107H104V108H105ZM208 107H211V106H208ZM208 107H207V110H208ZM41 108H43V107H42V104H41ZM60 108H61V107H60ZM91 108H92V107H91ZM100 108H101V107H100ZM102 108H103V107H102ZM106 108H107V107H106ZM124 108H125V107H124ZM148 108H149V110H148ZM216 108H218V107L216 106ZM7 109H9V108H7ZM83 109H84V107H83ZM87 109H89V108H87ZM87 109H86V110H87ZM98 109L96 108V109H94V110H97V111H98ZM155 109H154V110H155ZM203 109H204V111H206L205 113H209L212 117H215V121H216V122L213 120L214 123H212V124H215V123H216L214 126L210 125V124H209L210 122L207 123V121H208L209 119H213V118H211L210 115H206V114H205V116H207V117L209 118V119L207 118V119H208L207 121L205 120L206 118H204V117L201 116V114L204 113ZM214 109H215V108H214ZM1 110H2V109H1ZM50 110H51V109H50ZM55 110H56V108H55ZM81 110H82V108H81ZM94 110H93V111H94ZM106 110H107V109H106ZM106 110H105V111H106ZM152 110H153V109H152ZM201 110H202V111H201ZM221 110H222V109H221ZM17 111H18V110H17ZM33 111H34V109H33ZM44 111H45V108H44ZM53 111H54V110H53ZM64 111H65V110H64ZM82 111H83V110H82ZM91 111H92V109H91ZM1 112H2V111H1ZM25 112H27V111H25ZM28 112H29V111H28ZM45 112H46V111H45ZM68 112H69V110H68ZM68 112H67V113H68ZM89 112H90V111H89ZM223 112H224V113H223ZM46 113H47V112H46ZM69 113H70V112H69ZM69 113H68V114H69ZM72 113H73V112H72ZM75 113H76V112H75ZM77 113H78V112H77ZM90 113H92V112H90ZM130 113H129V114H130ZM231 113H232V112H231ZM0 114H1V113H0ZM30 114H31V113H30ZM39 114H40V112H39ZM39 114H38V115H39ZM53 114H55V113L53 112ZM73 114H74V113H73ZM80 114H81V113H80ZM25 115H27V114H25ZM28 115H29V114H28ZM57 115L59 116L60 114L58 113ZM66 115H67V114H66ZM76 115H77V114H76ZM82 115H83V114H82ZM96 115H98V114H96ZM133 115H134V114H132L131 116H133ZM23 116H24V115H23ZM29 116H30V115H29ZM31 116H32V115H31ZM70 116H71V114H70ZM72 116H73V115H72ZM189 116H192V118H193V116H196V118H198V120L202 117V119H203L204 121H206V123H205V122H202V123H201V126H202V127H200V130L202 129L203 132H204L203 127H205L207 124H209V125H207V127H209V128H210V127H214V128H215V126H216L217 123H218L217 127H219L220 129L216 127V128H217V132H216L215 129L212 128V130L214 129V130H213L214 132H213V131L211 130V128H210V129L206 128V129H208L209 131L211 130V131H210L211 134L208 136V134H209L210 132H209L208 130L205 129V131H207V132H205V133H207L208 140H206V141H204L205 139H204V140H201V139L196 135V133H194V131L196 130V128H197V129L199 128V125H200V124H198V125L196 126V125H195V122H196V124H197L198 121H195V122H194V118H195V117H194V118H193V122H194V123H192V120H191L192 118H189ZM231 116H232V114H231L229 117H231ZM45 117H47V116H45ZM75 117H76V116H75ZM75 117H74V118H75ZM79 117H80V116H79ZM26 118H27V117H26ZM37 118H39V117H37ZM65 118L67 119V118H69V116H68V117L66 116ZM74 118H73V119H74ZM98 118H97V121L99 120ZM216 118H217L218 120H216ZM225 118H226V117H225ZM0 119H1V121H0L1 124H2V122H3L4 125H3V124H2V125H3L4 127H5V123H6V125H8V123H9L8 120H7V121L3 120L4 118H3L2 116H0ZM9 119H10V118H9ZM29 119H31V118H29ZM59 119H60V118H59ZM62 119H63V118H62ZM69 119H70V118H69ZM95 119H96V118H95ZM231 119H232V117H231ZM20 120H21V119H20ZM23 120H24V119H23ZM26 120H27V119H26ZM47 120H48V119H47ZM71 120H72V119H71ZM74 120L76 121V119H74ZM195 120H196V119H195ZM203 120H202V121H203ZM10 121H11V119H10ZM100 121L98 122L99 124H100ZM134 121H135V122H134ZM200 121H201V120H200ZM210 121H211V120H210ZM218 121L220 122V126H219V122H218ZM4 122H5V123H4ZM11 122H13V121H11ZM22 122H23V121H22ZM28 122H29V121H28ZM55 122H56V121H55ZM55 122H54V124H55ZM69 122H70V121H69ZM243 122H244V121H243ZM245 122H247V119H246ZM23 123H24V122H23ZM66 123H68V122L66 121ZM79 123H80V122H79ZM117 123H118V122H117ZM122 123H123V122H122ZM122 123H120V124H122ZM199 123H200V122H199ZM247 123H248V122H247ZM1 124H0V126H1L0 129L3 128ZM11 124H12V123H11ZM44 124H45V123H44ZM71 124H72V123H71ZM95 124L97 125V123H95ZM101 124H102V123H101ZM162 124H164L165 126L162 125ZM202 124H203V125H202ZM204 124H205V126H204ZM26 125H27V124H26ZM42 125H43V124H42ZM65 125H66V124H65ZM69 125H70V124H69ZM75 125H76V124H75ZM92 125H93V124H92ZM92 125H91V126H92ZM140 125L143 126V128H144V129H143V132H144V133H143V137H144L145 142H144L143 139H142V141L140 140V142H139V141L136 142V139L134 138V135L136 134V133L134 134V132H137V131H135V127H136V126L139 127ZM194 125H195V126H194ZM238 125H239V128H238V127L236 128L235 125H234V127H235L234 131H237V132H235V133H237V134H238V130H239V131L242 130V129H241L242 126L240 127L241 124H238ZM238 125H237V126H238ZM245 125H246V124H245ZM245 125H244V126H245ZM259 125H260V124H259ZM9 126H10V125H9ZM9 126H7V127H9ZM43 126H44V125H43ZM52 126H53V125H52ZM57 126H58V125H57ZM66 126H67V125H66ZM71 126H73V125H71ZM71 126H70V127H71ZM91 126H90V128H92ZM104 126H105V125H104ZM141 126H140V127H141ZM144 126H145V127H144ZM11 127H12V126H10V128H9L10 130H11ZM24 127H25V124H24ZM36 127H37V128H36V131H37L38 126H36ZM68 127H69V126H68ZM88 127H89V126H88ZM93 127L95 128V126H93ZM100 127H101V126H100ZM116 127H117V126H116ZM133 127H134V128H133ZM245 127H246V126H245ZM245 127H243V129H244ZM13 128H14V123H13ZM22 128H23V127H22ZM50 128H52V127H50ZM76 128H78V127L76 126ZM76 128H75V129H76ZM94 128H92V129H94ZM97 128H98V127H97ZM104 128H105V127H104ZM114 128H115V127H114ZM125 128H127L126 124H125ZM132 128H133V129H132ZM65 129H67V128H65ZM65 129H63V131H64ZM101 129H102V128H101ZM121 129H122V128H121ZM129 129H130V130H129ZM179 129H180V130H179ZM218 129H219L220 131H219ZM226 129H227V128H226ZM245 129H246V128H245ZM245 129H244V131H245ZM257 129H258V128H257ZM257 129H256V130H257ZM260 129H261V128H260ZM4 130H5V129L3 128L2 131H4ZM43 130H44V129H43ZM55 130H56V128H55ZM55 130L52 129V130H50V132H51V135H53V137H56V138H57V137H58V133H57V131H55ZM60 130H61V129H60ZM94 130H95V129H94ZM102 130H103V129H102ZM126 130H127V129H126ZM12 131H13V129H12ZM40 131H41V128H40ZM66 131H67V130H65L64 134L66 133ZM139 131H140V130H139ZM139 131H138V132H139ZM196 131H197V130H196ZM225 131H226V130H225ZM234 131H233V129H232L231 132H234ZM242 131H243V130H242ZM254 131H255V130H254ZM257 131H258V130H257ZM259 131H260V130H259ZM259 131H258V132H259ZM4 132H5V131H4ZM4 132H2L1 134H4ZM9 132H10V131H9ZM14 132H16V131H14ZM14 132H13V134H15ZM18 132H20V131L17 130V134H18ZM27 132H28V131H26V133H27ZM50 132H49V133H50ZM200 132L203 133L202 131H200ZM200 132H198L199 135L201 134ZM231 132H230L229 134H227V135H228L227 138H231V136H232V139H228V140H231V141H230L231 143H228L229 141L226 140L227 138H224V139L227 141V142H226V141L224 140L226 143L223 141V139H221L222 135H221V137H220V134H222V132H221L220 134H218V136H217L218 138H217V139H219V137H220V140L223 141L222 144L225 143V144H223V146H225V145L228 143V144L226 145V146H228V147H226V149H229V148L231 149L232 146H233L234 149L236 150V149H238L237 146H238V144H240V143L238 142V144H237L236 142H234L235 145H232V143H233L232 141L235 139L233 136H236V139H237V138L240 136V134L235 135V133H232V135L230 136ZM252 132H253V130H252ZM6 133H7V132H6ZM11 133H12V132H11ZM11 133H10V135H11ZM20 133H21V132H20ZM37 133H39V132L37 131ZM115 133H116V132H115ZM140 133H141V132H139V134H140ZM205 133H203L204 135H203V134H202V135L207 139ZM226 133H227V132H226ZM226 133H225V134H226ZM240 133H243V132H240ZM247 133H248V131H247ZM249 133H250V132H249ZM23 134H24V133H23ZM23 134H21V135H23ZM46 134H47V133H46ZM72 134H73V133H72ZM121 134H122V132H121ZM125 134H124V135H125ZM133 134H134V135H133ZM233 134H234V135H233ZM243 134H244V133H243ZM243 134H241L242 137L244 136ZM250 134H251V133H250ZM258 134H259V133H258ZM21 135L18 134L19 138H22V137H23V139H24V138H27L26 134H25L26 137L21 136ZM42 135H45V134H43V132H42ZM67 135H68V134L66 133V136H67ZM70 135H71V134H70ZM115 135H117V134H115ZM202 135H201V136H202ZM223 135H224V134H223ZM246 135H247V134H246ZM252 135H254V134L252 133ZM259 135H260V134H259ZM263 135H264V134H263ZM18 136H17V139H18ZM138 136H139V135H138ZM201 136H200V137H201ZM213 136H214V137H213ZM237 136H238V137H237ZM248 136H249V135H248ZM248 136H247V139H248ZM257 136H258V135H257ZM10 137H11V136H10ZM46 137H47V136H46ZM63 137H64V136H63ZM67 137H68V136H67ZM67 137H66V138H67ZM136 137H137V135H136ZM140 137H141V136H140ZM143 137H142V138H143ZM165 137H166V138H165ZM223 137H224V136H223ZM223 137H222V138H223ZM225 137H226V136H225ZM242 137H240V139H241V141L243 142L244 139H246V136H245V138H243V140H242ZM250 137H252V136L250 135ZM253 137H255V136H253ZM49 138H50V137H49ZM113 138H114V137H113ZM115 138H116V139H119V138H117L116 136H115ZM213 138H214V140L212 141ZM233 138H234V139H233ZM259 138H260V137H259ZM40 139H41V138H40ZM57 139H58V138H57ZM60 139H61V138H60ZM67 139H68L69 141L73 142L72 139H71V140H70L69 138H67ZM134 139H135V142H136V143L134 142ZM140 139H141V138H140ZM236 139H235V141H236ZM238 139H239V138H238ZM238 139H237V140H238ZM251 139L253 140L254 138H251ZM49 140H50V139H49ZM55 140H56V139H55ZM112 140H113L114 142H113ZM131 140H132V141H131ZM154 140H155V141H154ZM162 140H163V141H162ZM167 140H166V142H167ZM58 141H59V139H58ZM119 141H120V140H119ZM211 141H212V143H211ZM238 141H240V140H238ZM248 141H249V139L247 140V142H248ZM255 141H256V140H255ZM43 142H44V141H43ZM52 142H53V141H52ZM52 142H51V143H52ZM59 142H60V141H59ZM74 142H75V145H76L77 142H76V141H74ZM74 142H73V143H74ZM116 142H118V141H116ZM121 142H122V141H121ZM166 142H165V143H166ZM168 142H169V141H168ZM242 142H241V143H242ZM73 143H72V144H73ZM144 143H145V144H144ZM251 143H253V142L251 141ZM44 144H45V143H44ZM52 144H53V143H52ZM54 144H55V143H54ZM61 144H62V143H61ZM77 144H78V143H77ZM114 144H115V145H114ZM163 144H164V143H163ZM216 144H218V142H217ZM216 144L213 145V146H217ZM256 144H257V145H256ZM256 144H255V145H256V148H257L258 143H256ZM120 145H121V144H120ZM231 145H232V146H231ZM251 145H253V144H251ZM29 146H30V145H29ZM42 146H43V145H42ZM47 146L49 147V145H47ZM51 146H52V145H51ZM73 146H74V145H73ZM114 146H115V147H114ZM133 146H134V147H133ZM142 146H146V148H145V152L143 151L144 153H141V151H138L139 148L142 147ZM218 146H219V149H220L222 145L219 144ZM218 146H217V148H218ZM230 146H231V147H230ZM241 146H242V147H241ZM243 146H244V142H243L242 145H239V146H238V147H239V152L243 151V152H245V153L248 154V155H249V153H252V154H253L254 152H257V151H258V148L262 147V146H260V147H258V148L256 149L254 146H251L250 148H249V146H247V147H248V149H247V147H245V146L243 147ZM35 147H36V146H35ZM43 147H45V146H43ZM43 147H42V148H43ZM54 147H55V146H54ZM62 147H63V146H62ZM68 147H69V146H68ZM167 147H168V145H167ZM235 147H236V148H235ZM240 147H241V149H240ZM51 148H52V147H51ZM51 148H48V150H49V149L51 150ZM72 148H74V147H72ZM131 148H128V150L131 149ZM134 148H135V149H134ZM165 148H166V146H165ZM165 148H164V149H165ZM224 148H225V147H224ZM242 148H243V149H242ZM244 148H245V149H244ZM30 149H32V148H30ZM36 149H37V148H36ZM40 149H41V148H40ZM43 149H44V148H43ZM141 149H142V148H141ZM167 149H169V148H167ZM221 149H223V148H221ZM261 149H264V148H261ZM27 150H28V149H27ZM33 150H34V149H33ZM44 150H45V149H44ZM48 150H45V152H47ZM123 150H124V151H123ZM170 150H171V148H170ZM232 150H233V149H232ZM235 150H234V151H235ZM38 151H39V150H38ZM52 151H53L52 154H54V157H53V155L51 156V155H48V154H47V155H48V158L51 157V159L49 158L51 161H49V159H48V162L45 161V162H47V164H46L45 162H44V163L41 162V163L48 165V163L50 162V163H49L50 166H51V165L53 166V167L51 166V167H52L51 170L49 169V170L51 171V173H52V176L60 179V180H55V179L53 178V181H54V182H52V181H51V182H52V183H56V184L59 185V182H60L63 178L66 179V177H68L69 174H72L71 171H72L73 167H74L75 165L78 166V164H77V163L74 164V163L72 162V160L74 159L72 156L75 154V153L73 154L72 151H71V153H72L73 155L70 156V154H69L70 152L68 153V152H67V149L64 150V148H63V149H62V154H61L62 157H59L60 154L57 153V152H55L56 150H54V148H52ZM129 151H130V150H129ZM129 151H128V154H129ZM228 151H229V150H228ZM260 151H261V150H260ZM24 152H25V151H24ZM32 152H33V151H32ZM35 152H36V151H35ZM49 152H50V151H49ZM168 152H169V151H168ZM175 152H176V151H175ZM226 152H227V150H226ZM237 152H238V150H237ZM243 152H242V153H243ZM247 152H249V153H247ZM261 152H262V151H261ZM5 153H6V152H3V151L0 152V157H1L2 154H5ZM93 153H94V154H93ZM35 154H36V153H35ZM96 154H95V157H94V158H96ZM105 154H104V155H105ZM166 154H167V153H166ZM174 154H175V153H174ZM255 154H256V153H255ZM32 155H33V154H32ZM47 155H46V157H47ZM58 155H59V156H58ZM97 155H98V157H99V156H101V155H103V154H101V155L97 154ZM109 155H110V154H109ZM131 155H132V154H131ZM3 156H4V155H3ZM28 156H29V155H28ZM39 156H40V155H39ZM42 156H43V155H42ZM110 156H111V155H110ZM115 156H116V155H115ZM145 156H146V155H145ZM167 156H168V154H167ZM5 157H6V156H5ZM5 157H4V158H5ZM33 157H34V156H33ZM44 157H45V156H44ZM86 157H87V156H86ZM103 157H105V156H103ZM121 157H117V156H116V158H120V159H122ZM177 157H178V156H177ZM177 157H175V158H176V160H175L176 163L179 162V161H181V159H180L179 157H178V158H177ZM195 157H196V158H195ZM7 158H8V157H7ZM52 158H57V159H53V160H52ZM59 158H61V159H59ZM105 158H106V157H105ZM108 158H110V157H108ZM112 158H113V157H112ZM116 158H115V159H116ZM126 158H127V157H126ZM132 158H133V156H132ZM145 158H147V157H145ZM145 158H144V159H145ZM175 158H174V159H175ZM192 158H193L194 160L196 159V161L192 160ZM197 158H198V159H197ZM62 159H64V160L62 161ZM90 159H91V161H92L91 163H93V157H92V158H91V157L88 158L89 161H90ZM120 159H119V161H118V159H116V160H117L118 162H120V164H121ZM177 159H178V161H177ZM37 160H38V159H37ZM42 160H43V159H42ZM44 160H45V158H44ZM58 160H61V161H58ZM95 160H97V159H95ZM8 161H9V160H8ZM40 161H41V160H40ZM40 161H39V162H40ZM76 161H77V159H76ZM102 161H103V160H102ZM109 161L112 162V161H114V160H109ZM128 161H129V159H128ZM130 161H131V163H132V160H130ZM175 161H174V163H175ZM226 161L229 162L228 160H226ZM226 161H225V162H226ZM51 162H52V163H51ZM53 162H55L56 165H55ZM60 162H62V163H60ZM94 162H95L94 164H90V162H88V163L90 164L89 166L92 165L93 167H92V166H91V167H92L93 169H94V168L96 169V168H98V166L96 167V166H95V165H96V161H94ZM106 162H107V161H106ZM115 162H116V161H115ZM118 162H116L117 165H120V164H118ZM182 162H183V161L179 162V164L181 163V165L179 166V167H180L179 170L182 169V168H181V166H182V164H183ZM227 162H226V163H227ZM3 163H4V161H3ZM41 163H40V164H41ZM57 163H58V164H57ZM97 163H98V162H97ZM104 163H105V162H104ZM174 163H173V164H174ZM4 164H5V163H4ZM4 164H3V165H4ZM7 164H8V163H7ZM7 164H6V165H7ZM38 164H39V163H38ZM53 164H54V165H53ZM170 164H172V163L170 162ZM170 164H169V165H170ZM173 164H172V165H173ZM208 164L210 165V162H209ZM9 165H10V167H14V164H12L13 166H11V164H9ZM9 165H8V166H9ZM105 165H108V163L105 164ZM115 165H116V164H115ZM115 165H114V166H115ZM117 165L115 166V168L117 167ZM128 165H129V166H128ZM199 165H200V166H199ZM18 166H19V165H18ZM18 166H17V167H18ZM77 166H75V167H77ZM103 166H104V165H103ZM108 166H109V165H108ZM126 166H128L129 168L126 167ZM176 166H177V165H176ZM5 167H6V170H10V171H11V169H12V168H11V169H8L7 166H5ZM5 167H4V168H5ZM10 167H9V168H10ZM15 167H16V166H15ZM15 167H14V168H15ZM17 167H16V168H17ZM46 167L51 168V167H49V165L46 166ZM46 167H45V168H46ZM125 167H126L127 169H124ZM131 167H133V165H132ZM163 167L166 168V172H165V169H163ZM173 167H174V166H173ZM0 168H1V167H0ZM16 168H15V169H16ZM92 168H91V169H92ZM170 168H171V166H170ZM174 168L177 169V167H174ZM192 168H193V167H192ZM18 169H19V168H18ZM43 169H44V168H43ZM93 169H92V170H93ZM106 169H107V167H106ZM119 169H118V171H119ZM134 169H135V170H134ZM194 169L196 170V168H194ZM212 169H214V168H211L210 170H212ZM0 170H1V171H4V169H0ZM6 170H5V171H6ZM16 170H17V169H16ZM31 170H32V169H31ZM52 170H53V171H52ZM75 170H76V169H75ZM97 170H98V169H97ZM97 170H96V171H97ZM100 170H101V169H100ZM114 170H116V169H114ZM133 170H134V171H133ZM161 170H162V171H161ZM177 170H178V169H177ZM179 170H178V171H179ZM182 170H183V169H182ZM198 170H197V171H198ZM201 170H202V169H201ZM5 171H4V172H1L2 175H3L4 173H5V174L8 173V175H10L9 173H11V172H9V171H8V172H5ZM17 171H18V170H17ZM34 171H35V170H34ZM42 171H43V170H42ZM86 171H87V170H86ZM112 171H113V170H112ZM142 171H144V172H142ZM160 171H161V172H160ZM197 171H195V172H197ZM12 172H13V170H12ZM36 172H37V171H36ZM44 172H45V171H44ZM84 172H85V171H84ZM93 172H95V171H93ZM97 172H98V171H97ZM127 172H128V170H127ZM180 172H181V170H180ZM213 172H215V171H213ZM13 173H14V172H13ZM27 173H28V172H27ZM39 173H40V172H39ZM39 173L36 174V175H37L36 177H39V176L41 175L40 177H41L42 179L39 177L41 180H40V181H36V183H37V182H40V183H39V186H40V187H39V189H38V192H37L36 196H34L33 199L30 198V197H33V196H31V195H33V194H31V192L28 193L29 195L27 194L29 197H27V198L24 197V198H23L24 200L19 199V198H21V197H18V196H17V195H19L18 193H19V192L22 193L23 190H24V192H26L25 189H24V187H23V189H19V191L17 190V192H16V193H17V194H16V197H17V198H5V199L3 200V201H4V204L8 207V208L6 207V208L8 209V211H11V212L6 211V212L9 213V214L12 213V215H13L12 218H10V219H12V220H14L15 218L18 219V220H14V221H13L16 225H20L21 223H23V225L26 224L27 226H26V228H24V229H27V227H28V229H30L29 236H30V235L32 236V235L34 234V233H33V230L35 231V230H39V229H40V231H42V232H39V234H41V233L43 234V230H45V229H49V228H47V226L49 225V223H51V222H50L51 219H50V217H49V214H47L48 211L46 210L45 205H48V202H50V199H53V197H57V198H58V197H60V196H63L64 193H65V192L63 193V191H62L61 189H59V187L61 188V185H62L63 183L60 182L61 185H60L57 189H54L55 191H53V189H51V186H50L49 184L46 185V181H47V175H48V173L46 174V176H45V174H44V177H42V176H43V175H42V174H43L42 172H41L40 174H39ZM82 173H83V172H82ZM98 173H99V172H98ZM118 173H119V172H118ZM123 173H126V172H123ZM128 173H129V172H128ZM130 173H129V174H130ZM155 173H158V174H155ZM178 173H179V172H178ZM182 173L184 174V172L182 171L181 173H179V175H178V177H177V178L180 177V179H181V177H182L181 181H179V182H178V181H175L174 178H173V176L165 174V175H167V176L172 177L171 179H173V180L170 179V181H171L172 183H173V181H174V183H175V185H174V184H172V185L176 186V182H177V185H178V184L181 185V187L178 185L179 188H180V190H179V189H173L174 191L176 190V192H178V190H179V192L177 193V194L179 195V197H178V195H177V196H176V199H178L179 202L181 201V203L177 202V204L175 205L174 202H176V199L172 200V198H174L176 192H174L175 194H174L173 192L171 193V194H172V195H171L172 198L170 199V194H169V192H168L169 190H168V191H166V192H168V194H169L168 198H167V195H166V197H164V198H166V199H168V200H171V202L167 200L168 202L171 203V205L174 203V206H173V207H176V206L178 205V206L176 207L177 209L175 208L176 210H175L173 207H171V208H170V212H171V209H173L175 212H174L173 210H172V212H174L175 214L177 213V214H178L177 217H181L182 221H183V220H185V221L182 222V223H179V226H178V222H181V221L179 220V218H178L179 221L176 223V220H177V219L175 220V214H173V216H170L171 214H169L170 212H168V215H169L170 217H173V219L171 218V220H172V221L175 220V222L173 221L174 224H176L178 227H181V228H183V225H182V224L185 223V225H187L188 222L191 220V218H192V220H193V217H194L195 219H196V218H197V219H198V218L200 219V218L202 217L203 214H202V215L200 214L198 208H199L200 205L202 206V204L205 202V200H206V203H207V204L205 203V204H204L205 207L203 206V207H200V208H203V209L208 208L206 205H208V202H209V204H210V201H211V200H210V201L208 200V202H207V199H206V198H208L209 195L211 196V194H212V196H214V195H213L214 192L211 193L212 190H213L212 188L215 187L214 184H213L214 181H215V185H216V186H217V185H221V184L218 183V182H221V183H222V182L225 181V178H223L224 181H221V180H223V179H222V178L220 179V177H219L218 182H216V179H217L216 176H218V175H217L218 173H217L216 176H215V174H213V173L211 172V173H209V174H207V175H204L203 177L201 176L200 178L194 176V177H196L197 179H196V178H193V176H189V177H188L189 180H187L188 178L186 179L187 176H186V174H184V175H185V181H184L183 184H180V182H182V180H183V176H181ZM185 173H186V172H185ZM191 173L193 174L192 171H191ZM5 174H4L5 178H6V176H7V177H10V176L5 175ZM33 174H35V172H33L31 175H33ZM80 174H81V173H80ZM91 174H92V173H91ZM106 174H107V173H106ZM153 174H154V175H153ZM168 174H169V173H168ZM183 174H182V175H183ZM187 174H188V173H187ZM38 175H39V176H38ZM87 175L90 176V175L88 174V172H87ZM100 175H102L103 177H102V176L99 177V175H98V176L95 175V176H97V178H98L97 181H99V178H100L101 181H102L101 178L104 179V174H100ZM107 175H108V174H107ZM118 175H119V174H118ZM120 175H121V173H120ZM120 175H119V178H118V179L121 178ZM188 175H189V174H188ZM194 175H195V174H194ZM246 175H247V174H246ZM246 175H245V179L247 180ZM15 176H16V172H15ZM27 176H28V175H27ZM50 176H51V175H50ZM83 176H84V174H83ZM83 176H81V177H83ZM85 176H86V174H85ZM92 176H93V174H92ZM92 176H91V177H92ZM110 176H112V175H110ZM115 176H116V175H115ZM125 176L128 178V176H127L126 174H124V177H125ZM158 176H156L157 178L155 177V178H156L155 180H156V181L158 180L157 183L159 182L158 184H161V181H162L163 179H168V178H169V177H168V178H164V175H163V173H162L161 176H163V177H160V178H162V180L159 181L160 178H158ZM167 176H166V177H167ZM219 176H220V175H219ZM1 177L3 178V176H1ZM25 177H26V176H25ZM32 177H33V176H32ZM134 177H135V178H134ZM222 177H223V176H222ZM20 178H21V177H20ZM20 178H19V180L21 181ZM27 178H28V177H27ZM27 178H26V179H27ZM34 178H35V177H34ZM87 178H88V177H87ZM87 178H86V179H87ZM133 178H134L135 180H134ZM177 178H176V179H177ZM261 178H262V177H261ZM261 178H260V179H261ZM35 179H36V178H35ZM50 179H51V178H50ZM111 179H113V178H111ZM132 179H133V180H132ZM190 179H192V180H190ZM243 179H244V177H243ZM245 179H244V180H245ZM87 180H88V179H87ZM91 180H93V179H91ZM91 180H90V182H91ZM113 180H114V179H113ZM153 180H154V179H153ZM155 180H154V181H155ZM177 180H179V179H177ZM246 180H245V181H246ZM249 180H250V179H249ZM254 180H255V179H254ZM254 180L252 179L251 181H254ZM256 180H258V179H256ZM256 180H255V181H256ZM29 181H30V180H29ZM56 181H57V182H56ZM58 181H59V182H58ZM103 181H105V183H107V182H106V178H105ZM107 181H108V180H107ZM119 181H120V180H119ZM119 181H118V182H119ZM167 181H168V180H166V181L164 180V181H162V183H163V182H166L167 186H170V188L173 187V186L170 185L171 182H169V181L167 182ZM242 181H243V180H242ZM251 181H250V182H251ZM99 182H100V181H99ZM246 182H247V181H246ZM246 182H244V183H246ZM248 182H249V181H248ZM250 182H249V184H251V186H249V187H251V189H252V183H250ZM256 182H257V181H256ZM262 182H264L263 179H262ZM262 182H261V185L264 184V183H262ZM10 183H11V182H10ZM16 183H17V185H18V182H16ZM16 183H15V184H16ZM86 183H88V182H86ZM91 183H93V182H91ZM96 183H98V182H96ZM168 183H169V185H168ZM205 183H208V186H207ZM217 183H218V184H217ZM244 183H241V185L244 184ZM258 183H259V182H258ZM2 184H4V186H5V183H2ZM89 184H90V183H89ZM103 184H104V182H103ZM103 184L100 182V185L103 186ZM129 184H130V183H129ZM153 184H156V183H155V182L153 183V181H152V185H153ZM166 184L164 183V185H166ZM204 184L206 185V188H207V189L205 190V192H206V191H209V195L206 197V194H205V198L202 199V200L205 199L204 202H203V201H201V197H203V196H201V195H203V194H201V193H202L204 190H203L202 192H199V190L201 191V188L203 187ZM212 184H213V185H212ZM0 185H1V184H0ZM19 185L22 187V183L19 184ZM29 185H30V183H29ZM84 185H85L86 188L84 187ZM92 185H93V189H94L95 186H96V184H95V186H94V184H92ZM92 185H91V186H92ZM109 185H112V184L109 183L107 186H109ZM122 185H123V183H122ZM131 185H128V186H131ZM164 185L162 184V185H160V186H163V188H165L166 186H164ZM211 185H212V186H211ZM222 185H223V183H222ZM222 185H221V186H222ZM241 185H240V186H241ZM244 185H246V184H244ZM261 185H260V186H261ZM2 186H3V185H2ZM2 186L0 187L1 190H2L3 188H6V187H7V186H5V187H4V186L2 187ZM20 186H18V187H20ZM30 186H32V185H30ZM62 186H64V184H63ZM80 186H81V187H84V188L86 189V191L88 190L87 185H86L85 183H84V184L82 183V185H80ZM80 186H79V187H80ZM98 186H99V185H98ZM105 186H106V185H104V187H105ZM113 186H114V188L116 189L115 185H112V186H110V187H107V188H108V189H106V190H107V193H109V190H111V191H110V194H111V193H112V194L114 193V192H112V191H113L112 189H114ZM116 186H117V185H116ZM124 186H125V185H123V187H124ZM160 186H159V187H160ZM178 186H177L176 188H178ZM209 186H211V187H209ZM242 186H243V185H242ZM12 187H13V186H12ZM12 187H10V188H12ZM14 187H15V186H14ZM16 187H17V186H16ZM21 187H20V188H21ZM32 187H33V186H32ZM32 187H31V189H33ZM37 187H38V185H37ZM55 187H56V186H55ZM76 187H77V186H76ZM81 187H80V188H81ZM111 187H112V188H111ZM118 187H119V185H118ZM123 187H122V188H123ZM154 187H155V186H154ZM154 187H152V188H154ZM200 187H201V188H200ZM217 187H218V186H217ZM217 187H216V188H217ZM245 187H246V190L249 189V187H248V189H247V185L244 186V189H245ZM84 188H82V189L84 190ZM102 188H103V187H100V186H99L98 189H99L100 191H98V190H96V191L101 192V193L103 192V193L105 194V193H106V192H105L106 190L104 191L105 188H103V189H102ZM109 188H110V189H109ZM127 188H128V187H127ZM138 188H139V189H138ZM149 188H150V187H149ZM149 188H148V189H149ZM152 188H151V189H152ZM156 188H157V187H156ZM167 188H168V187H166V189H167ZM170 188H169V189H170ZM203 188H205V187H203ZM210 188H211L212 190H211ZM216 188H214V189H216ZM260 188H264V186H262V187H260ZM62 189H63V188H62ZM82 189H81V190H82ZM101 189H102V190H101ZM115 189H114V191H115ZM120 189H121V188H120ZM120 189L117 188V190H120ZM134 189H135V190H134ZM148 189H147V190H148ZM209 189H210L211 191H210ZM217 189H218V188H217ZM242 189H243V188H242ZM242 189H241V190H242ZM244 189H243V190H244ZM20 190H22V191H20ZM58 190H59V191H58ZM75 190H76V189H75ZM117 190H116V191H117ZM124 190H125V189H123V191H122V190H120V191H121V192H124ZM126 190H128V189H126ZM249 190H250V189H249ZM15 191H16V190H13V192L11 191L12 193L10 192V190L7 191V193H6L5 191H4V192L0 191V192H1V194H3V193H4V194H5V193L7 194V195L5 194V195H3V196H8V194H10V193H11V196H12L13 193H14ZM91 191H92V189H91ZM116 191H115V192H116ZM120 191H117V192L119 193ZM148 191L151 192L152 190L149 189ZM148 191H145V192H144L145 194L142 193V194H140V195L138 194V195H139V196H142V195H148L147 197H144V198H143L144 201L147 200V199H148V201H149V198H150V201L152 202L153 198H152V200H151V197H152V196H150V195H153V194H151V193L148 192ZM153 191H154V190H153ZM213 191H214V190H213ZM215 191H216V190H215ZM8 192H10V193H8ZM67 192H68V191H67ZM74 192H75V191H74ZM74 192H73V193H74ZM78 192H79V191H78ZM89 192H90V191H89ZM121 192H120V193H121ZM135 192H133V193H135ZM147 192H148V194H147ZM197 192H198V193H197ZM205 192H203V193H205ZM250 192L253 193V194L255 195L254 191H250ZM250 192L248 191L249 194H251ZM21 193H20V194H21ZM90 193H92V192H90ZM128 193H129V191H128ZM131 193H129V194H131ZM133 193H132V194H133ZM152 193H154V192H152ZM206 193H207V192H206ZM215 193H216V192H215ZM14 194H15V193H14ZM22 194H23V193H22ZM22 194H21V196H22ZM30 194H31V195H30ZM74 194H75V193H74ZM87 194H88V193H87ZM114 194H115V195H114ZM114 194H113V197L117 195V193H114ZM122 194H124V193H122ZM122 194H120V197H121V196L124 197V195L126 194V191H125V194H124V195H122ZM136 194H133V195H136ZM149 194H150V195H149ZM162 194H163V192H161V197L163 196ZM164 194H165V193H164ZM200 194H201V195H200ZM207 194H208V193H207ZM216 194H217V193H216ZM257 194H260V193H257ZM261 194H262V192H261ZM65 195H66V194H65ZM65 195H64V196H65ZM71 195H72V194H69L67 200H65V199L63 198V199H64V202L66 201L65 203H66V205H67L68 207L71 205V204H69L70 202L72 203V206H73V207H74L73 204H76V201L73 200V199L71 198V197H72ZM88 195H89V194H88ZM127 195H128V194H127ZM154 195H156V196H153V197H154V200H156L155 198L158 199V202H157V200H156L155 203H158V204H159L160 202H162V200H161V201L159 200L161 197L158 198V197H157V194H155V193H154ZM244 195H245V194H243V196H244ZM19 196H20V195H19ZM64 196H63V197H64ZM76 196H77V195H76ZM97 196H98V195H97ZM130 196H131V195H130ZM136 196H137V195H136ZM139 196H138L137 198H136L135 196H133V198L135 197V199L137 200V199L139 198ZM149 196H150V197H149ZM164 196H165V195H164ZM198 196H199V197H198ZM212 196H211V197H212ZM81 197H82V196H81ZM100 197H102V196H100ZM117 197H118V196H117ZM127 197H128V196H127ZM127 197H124V199L127 198ZM245 197H246V195H245ZM25 198H26V199H25ZM28 198H30V199H28ZM61 198H62V197H61ZM110 198H111V197H110ZM128 198H129V197H128ZM133 198H132V201H133ZM252 198H253V197H252ZM118 199H119V198H118ZM129 199H130V198H129ZM129 199H125V201H126V200H129ZM135 199H134V200H135ZM162 199H163V198H162ZM208 199H209V198H208ZM60 200H61V199H60ZM109 200H110V199H109ZM136 200H135V201H136ZM138 200H141V199H138ZM138 200H137V201H138ZM154 200H153V203H151V204L148 203V201H146V202L148 203L149 206H151L152 208L154 207V209H151V207L149 208V210H151V211H149V210L144 206V205L147 204V203H144L143 201H141L140 205H139V202L136 203V204H138L140 207L142 206V208H143V206L145 207V208H143L144 210L140 211L141 213H142L143 211H144V213H145V211L147 210L146 212H149V213H150V216L153 215L152 217H154V216L157 217V216L159 215V212H158V209H155V207H157V206L160 207V205L155 206L156 204L154 205ZM62 201H63V200H62ZM116 201H117V200H116ZM135 201H134V203H135ZM172 201H174V202H172ZM199 201H200V202H199ZM226 201H227V200H226ZM226 201H225V202H226ZM59 202H60V201H59ZM106 202H109V201H106ZM106 202L103 201L104 204H105ZM117 202H118V201H117ZM119 202L122 203L121 200H120ZM123 202H124V201H123ZM127 202H129V201H127ZM142 202H143V205H142ZM254 202H256V200H255ZM254 202H250V203H254ZM54 203H56V202H54ZM79 203H80V202H79ZM112 203H114V202H112ZM124 203H125V202H124ZM124 203H123V204H124ZM129 203H130V202H129ZM164 203L166 204L167 202L165 201ZM164 203H163V205L165 206ZM178 203H179V204H178ZM237 203H238V202H237ZM244 203H246V202H244ZM0 204L2 205V208L4 209L5 207H3V206H5V205L2 204V201L0 202ZM136 204H135V205H136ZM199 204H200V205H199ZM255 204H256V203H254V205H255ZM49 205H50V204H49ZM49 205H48V206H49ZM56 205H57V203L55 204V206H56ZM106 205H110V206H111V204H106ZM114 205H115V204H114ZM127 205H128V204H127ZM130 205H131V204H130ZM148 205H146V206L148 207ZM195 205H197V206H196V207H197V208H196L197 210L195 209ZM198 205H199V206H198ZM215 205H216V204H215ZM215 205H214V206H215ZM243 205H244V204H243ZM246 205H247V204H246ZM61 206H62V204H61ZM117 206H118V205H117ZM131 206H132V205H131ZM52 207H54V206L52 205ZM59 207H60V206H59ZM63 207H64V206H63ZM80 207H81V206H80ZM80 207H79V209H80ZM108 207H109V206H108ZM136 207H137V206H136ZM136 207H135V208H136ZM140 207H138V208H140ZM162 207H163V206H162ZM210 207L213 208V206H211V205H210ZM220 207H221V206H220ZM2 208H0L1 211H3ZM55 208H56V207H55ZM74 208H75V207H74ZM87 208H89V207H87ZM92 208H93V207H91V209H92ZM94 208H95V207H94ZM102 208H103V207H102ZM109 208H110V207H109ZM126 208H127V207H126ZM129 208H130V207H129ZM142 208H141V209H142ZM165 208H166V207H165ZM200 208H199V209H200ZM212 208H210V209L212 210ZM216 208H217V206H216ZM222 208H223V207H222ZM60 209H61V208H60ZM67 209H68V208H67ZM71 209L73 210L72 207H71ZM91 209H90V210H91ZM97 209H99V208H97ZM112 209H113V208H112ZM141 209H139V210H141ZM145 209H146V210H145ZM159 209H160V208H159ZM163 209H164V207H163ZM166 209H168V208H166ZM166 209L163 210L165 213H167V212L165 211ZM213 209H214V208H213ZM247 209H248V208H247ZM5 210H6V209H4V211H5ZM45 210H46L47 212H46ZM61 210H62V209H61ZM80 210H81V209H80ZM80 210H79V214L81 213ZM85 210H86V209H85ZM101 210H102V209H100V211H101ZM129 210H130V209H129ZM131 210H132V209H131ZM155 210H157V211H155ZM168 210H169V209H168ZM200 210H201V209H200ZM208 210H209V209H208ZM249 210H250V209H249ZM1 211H0V213H2ZM69 211H70V210H69ZM75 211L77 212V210H75ZM82 211H84V209H83ZM91 211H92V210H91ZM133 211H137V212H138V209L136 208V209L134 210V208H133ZM152 211H153V214H152ZM154 211H155V212H154ZM215 211H216V210H215ZM215 211H213L214 213H213V212H212V213L214 214V216H215V215L217 216L218 213L215 212ZM6 212H5V213H6ZM60 212H61V211H60ZM87 212H88V211H87ZM98 212H99V211H98ZM101 212H105V211H101ZM108 212H109V211H108ZM113 212H114V211H113ZM113 212H112V213H113ZM126 212H128V211H126ZM140 212H138V213H140ZM157 212H158V215H157V214L154 215V214L157 213ZM197 212H198V213H197ZM203 212H204V211H203ZM209 212H210V211H209ZM219 212H221V211L219 210ZM5 213H4V214H5ZM77 213H78V212H77ZM77 213H75V214H77ZM83 213H85V211H84ZM88 213H90V212H88ZM88 213H87L86 216H84V217H88V216H87ZM92 213H93V212H92ZM109 213H110V212H109ZM109 213H108V214H109ZM117 213H118V212H117ZM135 213H136V212H135ZM149 213H145L147 216L144 217V218H147L148 221L145 219V220L147 221V223L144 222L143 224H140V225H142L141 228L144 227L145 223L149 225V223L152 221V224H153V220H152V219L150 218V216L148 215ZM206 213H208V212L206 211ZM206 213H205V214H206ZM215 213H217V214H215ZM4 214H1L3 217L0 215V217H1L0 220H1L2 218H3L2 220H4V217H5V218H6V217H10V215H11V214H10V215L8 216V214H5V215H4ZM50 214H51V213H50ZM79 214H78V215H79ZM106 214H107V213H105V215H106ZM108 214H107V215H108ZM123 214H124V213H123ZM125 214H126V213H125ZM151 214H152V215H151ZM160 214H162V212H161ZM177 214H176V215H177ZM6 215H7V216H6ZM59 215H60V213H59ZM80 215H81V217H83L82 213H81ZM94 215H95V213H94ZM107 215H106V217H109V216H107ZM112 215H113V214H112ZM112 215H110V216H112ZM117 215H118V214H117ZM164 215H165V214H164ZM206 215H207V214H206ZM208 215H209V214H208ZM208 215H207V216H208ZM211 215H212V214H211ZM50 216H51V215H50ZM60 216H61V215H60ZM126 216H128V214L125 215V217H126ZM148 216H149V218H148ZM166 216H167V215H166ZM169 216H168V218H170ZM216 216H215V218H216ZM218 216H219V215H218ZM29 217L31 218V220H30L31 222H24V221H23V220H28V221H29ZM89 217H90V215H89ZM113 217H114V216H112V218H111V217H110V218L113 219ZM125 217H124V218H125ZM128 217H129V216H128ZM158 217H159V220H161L160 216H158ZM182 217H184V218H182ZM210 217H212V216H210ZM220 217H221V216H219L218 218H220ZM101 218H103V216H102ZM101 218H100V219H101ZM104 218H105V217H104ZM104 218H103V219H104ZM115 218H116V217H115ZM144 218L142 219L143 221H144ZM154 218H155V217H154ZM218 218L213 219V223L216 222V220H217ZM8 219H9V218H8ZM60 219H61V218H60ZM79 219H81V218H79ZM86 219L89 221V220L92 219V218H90V219L86 218ZM86 219L83 218L82 220L78 221L79 224L76 225L77 227H75V229L80 230V229L78 228V226H80L81 223H82V224L85 223ZM97 219H98V218H97ZM100 219H98V220H100ZM103 219H102V220H103ZM107 219H108V218H107ZM107 219H106V221H107ZM111 219H110V220H111ZM119 219H120V218H119ZM126 219H127V217H126ZM128 219H129V218H128ZM130 219H131V218H130ZM149 219H151V221H150ZM187 219H189L188 222H187ZM205 219H206V218H203V217H202L199 221L202 222V220H203V224H205V223H206ZM208 219H209V217H208ZM110 220H109V221H110ZM142 220H139V222H142ZM162 220H163V219H162ZM166 220H167V222H168V221H169V222L171 221L170 219L168 220L167 218H166ZM192 220H191V221H192ZM209 220H210V219H209ZM211 220H212V219H211ZM211 220H210V221H211ZM5 221H6V219H5ZM5 221L3 222L4 224H6V223L9 222L8 220H7L8 222H7V221L5 222ZM59 221H60V220H59ZM59 221H58V222H59ZM81 221H84V222H81ZM88 221H86L87 223H85V225L87 224V225L89 226ZM92 221H93V220H92ZM95 221H97V220H95ZM111 221H112V220H111ZM122 221H123V222H126L124 219H123ZM155 221H156V220H155ZM157 221H158V220H157ZM157 221H156L155 223H156V224L158 223L157 226L159 227V226H160L159 224L162 223V222H157ZM164 221H165V220H164ZM195 221H196V220H193V223H194ZM204 221H205V222H204ZM217 221H218V220H217ZM89 222H90V221H89ZM99 222H100V221H99ZM104 222H105V221H104ZM107 222H108V221H107ZM167 222H166V223H167ZM173 222H171V223H173ZM3 223H2V224H3ZM24 223H25V224H24ZM52 223L54 224V221H53ZM61 223H62V222H61ZM110 223H112V222H110ZM110 223H108V224H110ZM118 223H119V222H118ZM120 223H121V222H120ZM128 223H129V222H128ZM136 223H137V222H136ZM155 223H154V224H155ZM171 223H170V224H171ZM189 223H190V222H189ZM196 223L198 224L197 221H196ZM211 223H212V222H211ZM211 223H210V224H211ZM213 223H212V225H213ZM0 224H1V222H0ZM100 224H101V223H100ZM104 224H105V223H104ZM130 224H132V222H130ZM154 224H153V225H154ZM194 224H195V223H194ZM201 224H202V223H200V227H205V225H206V224H205V225L203 226V224H202V225H201ZM23 225L21 224V226H23ZM55 225H56V223L54 224V226H55ZM90 225H91V224H90ZM110 225L112 226V224H110ZM121 225H122V224H120V226H121ZM132 225H133V227H134V223H133ZM140 225H139V226H140ZM153 225H152V226H153ZM164 225H165V224H164ZM167 225H169V224H167ZM172 225H173V224H172ZM185 225H184V226H185ZM191 225H192V223H191ZM191 225L188 224L187 226L190 228ZM195 225H196V224H195ZM195 225H194V226L192 225L193 227H192V226H191V227H192V228H196ZM21 226H20V227H21ZM50 226H51V225H49L48 227H50ZM98 226L101 227L100 225H98ZM102 226H103V224H102ZM118 226H119V225L117 224V227H118ZM120 226H119V227H120ZM123 226H124V225H123ZM123 226H122V227H123ZM125 226H126V224H125ZM137 226H138V224H136V229H137ZM145 226H146V225H145ZM169 226H171V225H169ZM169 226H168V227H169ZM173 226H174V225H173ZM206 226H207V225H206ZM210 226H211V225H210ZM57 227H58V226H57ZM80 227H81V226H80ZM119 227H118V228H119ZM122 227H121V228H122ZM146 227L149 229L148 226H146ZM150 227H151V226H150ZM161 227H163V226H161ZM166 227H167V226H166ZM166 227H165V228H166ZM197 227H199V224H198ZM214 227H215V226H214ZM83 228H84V227H83ZM104 228H105V230H106L107 227L104 226ZM113 228H114V226H113ZM124 228H125V227H123L122 229H124ZM163 228H164V227H163ZM165 228H164V229H165ZM170 228H172V227H170ZM209 228H210V227H209ZM22 229H23V228H22ZM24 229H23V230H24ZM28 229H27V231H26L25 233L28 232ZM41 229H43V230H41ZM50 229H51V228H50ZM56 229H57V228H56ZM56 229H53V230H55V234H56ZM85 229H86V228H85ZM87 229H88V230H87ZM87 229H86L87 231H90V232H88V233L92 235L93 233H92L91 230H90V229H92V228H90V226H89V228H87ZM96 229H97V228H96ZM96 229H94V230H96ZM100 229H101V228H98V230H100ZM107 229H109V228H107ZM110 229H111V228H110ZM110 229H109V230H110ZM119 229H120V228H119ZM126 229H128V228H125V230H126ZM143 229L145 230V228H143ZM150 229L152 230L151 233H154V234H155L156 230H155V232H153V229H154V228L151 227ZM158 229H159V228H158ZM160 229H161V228H160ZM160 229L157 230V231H160ZM172 229H173V228H172ZM199 229H200V228H199ZM210 229H211V228H210ZM218 229H219V228H218ZM83 230H84V229H83ZM86 230H85V231H86ZM98 230H97V231H98ZM109 230H108V232H109ZM125 230H124V232H125ZM128 230H129V229H128ZM128 230H127V231H128ZM133 230H134V229H133ZM133 230H131V231L133 232ZM138 230H139V228H138ZM138 230H137V231H138ZM151 230H150V231H151ZM173 230H174V229H173ZM175 230H176V229H175ZM188 230H189V229H188ZM188 230H187V231H188ZM192 230H193V229H192ZM207 230H208V229H206V233H208ZM21 231H22V230H21ZM59 231H60V229H59ZM80 231H81V233H82V230H80ZM80 231H79V233H80ZM87 231H86V232H87ZM112 231H113V230H112ZM131 231H128V233H131ZM137 231H136V234H138L137 236H140L141 234H139V233H138L139 231H138V232H137ZM147 231H148V230H147ZM147 231H146V232H147ZM177 231H178V230H177ZM184 231H185V230H184ZM189 231H190V230H189ZM198 231H199V230H198ZM214 231H215V230H214ZM76 232H77V231H76ZM110 232H111V231H110ZM121 232H122V230H121ZM121 232H119L120 234H119L118 232H115V233L119 234V235H120L119 237H121V234L123 233V232H122V233H121ZM134 232H135V230H134ZM142 232H143V231H142ZM199 232H200V233H201V232H204V230H203V231H199ZM57 233H58V232H57ZM96 233H97V232H96ZM106 233H107V232H106ZM112 233H113V232H112ZM115 233H113V235H115ZM144 233H145V232H144ZM151 233L149 232V234H151ZM159 233H161V231H160ZM179 233H180V232H179ZM185 233H186V231H185ZM185 233H184V234H185ZM190 233H191V235H192V232H190ZM190 233H189V234H190ZM27 234H28V233H27ZM45 234H46V233H45ZM48 234H49V233H48ZM59 234H60V233H58V235H59ZM74 234H75V232H74ZM83 234H84V233H83ZM83 234H81L82 237H83ZM86 234H87V233H86ZM86 234H84V235H86ZM97 234H98V233H97ZM97 234H96V235H97ZM157 234H158V233H157ZM157 234H155V235L158 236ZM180 234H181V233H180ZM203 234H204V233H203ZM25 235H26V234H25ZM35 235H36V234H35ZM37 235H38V234H37ZM58 235H56V236H58ZM60 235H61V234H60ZM75 235H76V234H75ZM77 235H78V233H77ZM123 235H124V234H123ZM128 235H129V234H127V236H128ZM143 235H146V234H143V233H142V235H141V239H142V241H143V238L145 237V236L143 237ZM161 235H163V234H161ZM204 235H205V234H204ZM26 236H27V235H26ZM38 236H39V235H38ZM56 236H55V237H56ZM61 236H62V235H61ZM61 236H59L58 238H60ZM63 236H65V235H63ZM131 236L133 237V235H131ZM150 236H153V235L151 234ZM150 236H149V237H150ZM156 236H153V238H152V237H151V238L154 239V240H155V239L158 240L160 237H159V236L156 237ZM185 236H186V235H185ZM187 236H188V235H187ZM202 236H203V235H202ZM202 236H201L200 238H202ZM206 236H207V235H206ZM208 236H209V235H208ZM24 237H25V236H24ZM40 237H41V236H40ZM47 237H48V235H47ZM67 237H68V236H67ZM76 237H77V236H76ZM80 237H81V236H80ZM84 237H85V236H84ZM112 237H113V236H112ZM129 237H130V235H129ZM129 237H128V239H129ZM134 237H135V236H134ZM155 237H156V238H155ZM204 237H205V236H204ZM36 238H37V237H36ZM73 238H74V236H73ZM77 238H78V237H77ZM101 238H102V237H101ZM110 238H111V237H110ZM135 238H136V237H135ZM135 238H133V239L135 240L134 242H136V240H137V239H135ZM161 238H162V237H161ZM210 238H212L211 235H210ZM26 239H27V237L25 238V240H26ZM62 239H63V238H62ZM65 239H66V238H64V241H65ZM67 239H69V238H67ZM70 239H72V236H71ZM74 239H75V238H74ZM94 239H95V238H94ZM104 239H105V238H104ZM108 239H109V238H108ZM108 239H107V241H108V243H110V242H109L110 240H108ZM112 239H113V238H111V240H112ZM128 239L125 238L124 241H125V240H128ZM130 239H132V238H130ZM141 239H140V240H141ZM144 239H146V242H150V241H148V240H149L148 237H145ZM147 239H148V240H147ZM34 240H35V243H36L35 236H34ZM47 240H48V239H47ZM85 240H86V239H85ZM85 240H84V241H85ZM113 240H115V239H113ZM140 240H139V241H140ZM150 240H151V239H150ZM160 240H161V239H160ZM160 240H158L157 243H158ZM170 240H172V239H170ZM0 241H1V240H0ZM37 241H38V239H37ZM40 241H41V240H40ZM44 241H45V240H44ZM115 241H116V240H115ZM117 241H118V240H117ZM139 241H138V242H139ZM7 242H8V241H7ZM27 242H28V240H27ZM41 242L43 243V240H42ZM49 242H50V241H49ZM90 242H92V241H90ZM102 242H103V241H102ZM121 242H122V241H121ZM121 242H120V244H121ZM125 242H126V241H125ZM134 242H132L133 245H134ZM170 242H171V241H170ZM35 243H34V244H35ZM100 243H101V242H100ZM115 243H116V242H115ZM141 243H142V242H141ZM151 243H152V242H151ZM165 243H166V241H165ZM0 244H1V243H0ZM29 244H30V243H29ZM32 244H33V243H31V246H32ZM40 244H41V243H40ZM40 244H39V245H40ZM44 244H45V243H44ZM92 244H93V243H92ZM102 244H104V243H102ZM102 244H101V245H102ZM112 244H113V243L108 244V245H111V247L109 246L108 249H109V250H112V252H114V251L116 252V250H117L116 248L118 247V244H117V245H114V244H113V246H112ZM144 244H145V241H144ZM144 244H143V245H144ZM147 244H149V243H147ZM147 244H146V245H147ZM8 245H9V244H7V245L5 244L4 246H1V247H0V249H1L0 252H3V251L7 248ZM45 245H46V244H45ZM105 245H106V244H105ZM105 245H104V246H105ZM125 245H126V244H125ZM128 245H129V244H128ZM143 245H142V246H143ZM149 245H151V244H149ZM158 245H160V244H158ZM167 245H168V244H167ZM27 246H29V245H27ZM33 246H34V245H33ZM35 246H36V245H35ZM102 246H103V245H102ZM116 246H117V247H116ZM126 246H127V245H126ZM134 246H135V245H134ZM134 246H133V247H134ZM152 246H154V244H153ZM152 246H150V247L152 248ZM155 246H156V245H155ZM155 246H154V248L157 247V246H156V247H155ZM4 247H6V248L4 249ZM43 247H44V248H45V247H49V245H48V246H43ZM51 247H52V246L50 245V248H51ZM93 247H94V244H93ZM112 247H113L114 251H113ZM114 247H115V248H114ZM121 247H122V245H121ZM123 247H124V246H123ZM128 247H129V246H128ZM130 247H131V246H130ZM130 247H129V248H130ZM147 247H148V245L146 246V248H147ZM161 247H162V246H161ZM161 247H160V249H161ZM207 247H208V246H207ZM207 247H206V248H207ZM2 248L4 249L3 251H2ZM41 248H42V247H41ZM50 248H49V249H50ZM101 248H102V247H101ZM103 248H104V247H103ZM110 248H111V249H110ZM119 248H120V247H119ZM131 248H132V247H131ZM135 248H136V250H137L138 247L135 246ZM140 248H142V247L140 246L139 249H140ZM144 248H145V247H144ZM144 248H143V249H144ZM158 248H159V247H158ZM170 248H171V247H170ZM51 249H52V248H51ZM51 249H50V252L53 251V249H52V250H51ZM79 249H81V248H79ZM83 249H84V248H83ZM115 249H116V250H115ZM133 249H134V248H133ZM133 249H132V250H133ZM149 249H150V248H149ZM149 249L147 248L146 250L149 251ZM152 249H153V248H152ZM160 249H159V250H160ZM164 249H165V248H164ZM45 250H47V249L45 248ZM73 250H74V248H73ZM73 250H72V251H73ZM130 250H131V249H130ZM136 250H135L134 252H136V256H138V255H139V252H141L142 249H141L140 251L137 250L138 252H137ZM146 250L144 249L143 252L146 251ZM157 250H158V249H156V251H157ZM166 250H167V248H166ZM83 251H84V250H83ZM107 251H108V250H107ZM120 251H121V250H120ZM127 251H128V250H127ZM148 251H147V252H148ZM151 251H152V250H151ZM151 251H149V253H150ZM154 251H155V249H154ZM7 252H8V248H7V249L5 250V252L3 253V254H4V255H3L4 258L8 255ZM59 252H60V250H59ZM79 252H80V250H79ZM103 252H105V251H103ZM108 252H109V251H108ZM112 252H109V253H112ZM123 252H124V250H123ZM143 252H142V254H143ZM160 252H161V251H160ZM169 252H170V251H169ZM41 253H42V252H40V254H41ZM53 253H54V251H53ZM67 253H68V252H67ZM70 253H71V252H70ZM70 253H69V254H70ZM80 253H81V252H80ZM82 253H83V252H82ZM98 253H99V252H98ZM100 253H102V250H101ZM100 253H99V255H100ZM109 253H108V254H109ZM124 253H125V252H124ZM144 253H145V252H144ZM153 253H154V252H153ZM155 253H156V252H155ZM158 253H159V252H157V254H158ZM165 253H166V252H165ZM0 254H2V253H0ZM6 254H7V255H6ZM37 254H39V252H38ZM40 254H39V255H40ZM60 254H61V252H60ZM74 254H75V253H74ZM78 254H79V253H77V255H78ZM88 254H89V253H88ZM105 254L107 255V252H105ZM126 254H127V253H126ZM126 254H125V255H126ZM128 254H130V252H129ZM140 254H141V253H140ZM159 254H162V253H159ZM159 254H158V255H159ZM51 255L54 256V254H52V253H51ZM55 255H56V254H55ZM72 255H73V254H72ZM77 255L75 256V259L77 258ZM102 255H103V254H102ZM106 255H103V256H105V258H106ZM118 255H120V254H118ZM134 255H135V254H134ZM154 255H155V254H154ZM162 255H166V254H162ZM167 255H168V254H167ZM174 255H175V254H174ZM3 256L1 255L2 258H3ZM53 256H50V257L53 258ZM57 256H58V255H57ZM94 256H97V257H98L97 253H95ZM94 256H93V257H94ZM120 256L122 257V255H120ZM131 256H132V253H131V255L124 256V258H126V257L129 258V257H130L129 259H132L133 256H132V257H131ZM136 256H134V258H135ZM139 256L141 257V256H143V255H139ZM150 256H151V255H150ZM50 257H49L47 260L51 259ZM55 257H56V256H54V258H55ZM116 257H117V258H115V259L113 258V260H115V261L118 260V261H119V259L121 258V257L119 258L118 256H116ZM140 257H139V258H140ZM143 257H144V256H143ZM159 257H161V256L159 255ZM162 257H163V256H162ZM162 257L159 258V259H157V260H158V261H163V263H164L165 260H163ZM166 257H167V256H166ZM6 258H7V257H6ZM79 258H80V257H79ZM95 258H96V257H94L93 260L96 262ZM99 258H101V257H98V260H100ZM103 258H104V257H102V259H103ZM105 258H104V259H105ZM118 258H119V259H118ZM122 258H123V257H122ZM124 258H123V261L125 262L128 258H126V260H125ZM134 258H133V262H132L131 260H130L131 262H130V261H129V262L127 261V262H128L129 264H130V263H132V264L134 263V264H135L136 262L139 261V260L136 259V258H138V257L135 258L137 261H136ZM144 258H145V257H144ZM150 258H152V256H151ZM153 258H157V257L155 256V257H153ZM179 258H180V257H179ZM104 259H103V260H104ZM129 259H128V260H129ZM141 259H142V258H141ZM148 259H149V257H148ZM148 259H147V260H148ZM164 259H165V257H164ZM47 260H46V261H47ZM62 260H63V259H62ZM76 260H77V259H76ZM78 260H79V259H78ZM98 260H97V261H98ZM110 260H112V259H110ZM113 260L110 261V262L108 261V262H109V263L113 262V264H115L116 262H114ZM150 260H152V263H153V259H149V261H150ZM157 260H156V261H157ZM0 261H1V259H0ZM52 261H53V260H52ZM83 261H85V260H83ZM83 261H81V262L78 261V263H77V262H76V263H77V264H80V263H83ZM101 261H102V260H101ZM118 261H117V262H118ZM134 261H136V262H134ZM145 261H146V260H145ZM149 261H148V263H149ZM173 261H174V260H173ZM49 262H51V261L49 260ZM56 262H57V261H56ZM71 262H72V261H71ZM119 262L122 263V261H119ZM141 262H142V260H140V263H141ZM154 262H155V261H154ZM166 262H167V261H166ZM171 262H172V261H171ZM176 262H177V261H175L174 264H177ZM10 263H11V262H10ZM43 263H44V262H43ZM43 263H41V264H43ZM45 263H46V262H45ZM47 263H48V262H47ZM52 263H53V262H52ZM52 263H50V264H52ZM90 263H91V262H90ZM109 263H108V264H109ZM125 263H126V262H125ZM128 263H127V264H128ZM143 263H144V262H143ZM143 263H141V264H143ZM146 263H147V262H146ZM146 263H145V264H146ZM150 263H151V261H150ZM159 263H160V262H159ZM57 264H58V263H57ZM73 264H74V263H73ZM83 264H84V263H83ZM85 264H86V262H85ZM93 264H94V263H93ZM111 264H112V263H111ZM123 264H124V263H123ZM137 264H138V263H137ZM153 264H154V263H153ZM155 264H158V262H155ZM165 264H168V263H165ZM171 264H172V263H171ZM178 264H181V263L179 262Z\"/></svg>", "mask_w": 264, "mask_h": 264}]
</instances>
